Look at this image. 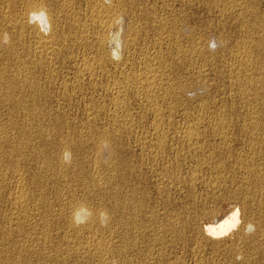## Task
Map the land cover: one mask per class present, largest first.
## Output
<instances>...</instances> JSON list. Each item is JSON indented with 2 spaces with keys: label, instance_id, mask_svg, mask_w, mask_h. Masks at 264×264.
<instances>
[{
  "label": "bare ground",
  "instance_id": "1",
  "mask_svg": "<svg viewBox=\"0 0 264 264\" xmlns=\"http://www.w3.org/2000/svg\"><path fill=\"white\" fill-rule=\"evenodd\" d=\"M144 1H146V0H144ZM149 1V0H148ZM156 1H158L159 2V0H155V3H156ZM161 1V0H160ZM165 1V0H164ZM170 1V0H169ZM169 1H166V2H160L161 3V10L162 11H165V13H169L168 15H172V16H169L170 18L171 17H173V15H176V14H181V13H184V14H188L189 13V11L188 10H192V7L194 6V3H196L195 1H194V3L192 2V0H179L178 2H177V0L176 1H171V2H169ZM200 1H201V3L203 2V0H199L198 2H199V4H200ZM207 1V3H209L208 2V0H206ZM210 1V0H209ZM135 0H0V55H1V57H2V55L4 54V48L6 47V46H10V44L11 43H13V40H14V38H15V40H16V38L17 39H19L18 41H20L21 43L24 41V42H26V44H25V46L23 47V52L21 51L20 53H17L16 54V52H14V47L12 48H10L9 49V51L8 52H11L12 53V56H13V59H14V62H15V64L16 65H14L13 64V66H15V67H13L14 68V70H13V68H11L10 66V69H8V70H10V72H11V70H12V72H11V74L9 73V80L7 81L6 79L4 80L3 78H2V74H3V70H2V68L0 69V100L2 101V102H5V104H7L8 103V101L10 102V101H12V100H15L16 98L15 97H13V96H17V94H18V92L19 93H23V90L25 91L24 93H26V94H28L29 92L30 93H32L31 94V96H34V95H36V94H39L41 91H42V87L40 86V79H38V78H40V77H38L39 75L38 74H40L39 73V71H36V72H38V73H36V72H34L33 71V68L35 67V66H38L37 68H39L40 70L41 69H44V67H49V66H51L52 67V64L54 65V63L55 62H57V60H62L63 59V57H64V54H63V52H64V50H65V48H66V44L69 42V40H70V38H71V43L70 44H74V45H77V46H72L73 48L74 47H78V49H80V47H82L81 49H82V53H83V57L81 56V55H79V57H82L80 60H78L77 58H79V57H77L76 58V60H78L79 62L77 63L78 64V68H77V70H78V73H79V75H78V77H77V82H79L80 80H82L83 81V79H86V80H88L89 81V83L91 84V85H93L92 87V89H94L95 87L96 88H98L99 86H100V88H102L103 89V92H105L106 94H107V96H110V98L112 99V101L110 100V99H108L107 98V96H106V94H105V96H106V98L108 99V100H110L111 102H113V111H112V109L110 110V111H112V113H111V115H110V117H112L111 119H113L114 118V121H116L115 123H114V125H113V129L111 128L110 129V127H111V123H110V125L109 124H107L106 123V125L108 126H110L109 127V129L110 130H113V131H111V132H109V131H104L102 128V130L99 132L98 130H96L97 129V127L95 128V126H94V128H95V130H96V133H97V131H98V133L96 134V140H92V138H91V140H90V142L91 141H95V145H94V143H93V145H94V147H96V149H95V151H93L95 154H96V151L100 154V152L102 153V152H106L107 153V155H108V157L110 158V165H108L109 167V175H106V177L104 178V177H102L101 176V174H100V177H99V181L100 182H102V184H101V186L99 185V184H97L96 182H95V179L93 178V182H92V180L90 179H85V181H90L91 182V185H90V182H88L89 183V185H87V187H86V190L88 191V192H90V193H86V194H90L91 196L92 195H96V192H98L99 190H104V192L102 193V191H100V194H102L104 197H102L101 195V197H102V201H106V200H110L111 202H113V205L111 206V204H110V209L109 210H107L106 208H101V205H100V207L99 208H95V207H92L91 205L92 204H90V203H88V202H86V201H83V200H81L82 198H83V196L85 195H82V198L81 199H77V198H73V200H71V202H69V203H66V204H62V203H60L62 206H63V209H64V211H66V215H64L65 213H64V211L63 212H61V213H63V214H61V215H64V219H65V223L63 224V223H61V224H63V227L65 228V229H67V231L68 232H66V231H64V228H63V230L61 231V232H64L63 234H66V233H70L71 235H70V237L69 238H72V239H85V241H87V246L90 248H88V254H87V256L89 255V259H90V257H91V259H93V260H95L96 261V264H132V262H131V258L129 259L130 260V262L129 261H126V259L125 258H127V256H129L130 257V255H131V253H130V251H129V249H135L136 250V253L137 254H140L142 251H139L140 249H138V248H136L137 246L136 245H138L137 244V236H132V238L129 236V232H131V229L134 227V223H135V227H134V229H133V232L134 233H136V234H142V236H145V233H147L148 235H149V237L150 236H152V234L155 232V231H160V230H162V229H164V230H166V231H168L169 233L171 232V233H176V232H178V230H176V229H178V228H180V227H182L183 225H185V223L182 225V226H180V227H178V228H176L175 229V225H172V224H174V223H176V221H174L175 219L176 220H178L179 218H175V217H179V214H178V216H175L174 215V222L173 223H166V225H165V227H164V224L162 225L164 228H162L161 226H158V227H156V228H159V227H161V228H159L160 230H157L156 228V230L153 228V229H149V228H151V227H153V225L154 226H157V223L159 222V221H157V219H156V216L158 215V213H157V215H156V213H153V212H151L150 210H152V209H149L148 210V206H146L147 208H145L146 209V211L148 210V211H150V212H148V213H150L149 214V216L148 217H146V218H148L147 220H145V218H144V207H145V199L143 200V198H138L139 196V194H137L136 193V191H134L133 190V185H132V183L130 182V183H126V184H131L132 185V190L131 191H129L128 192V189L126 188V186H125V189H127V192H125L124 190V186L122 185H119L118 183H117V180H116V176L118 177V175L117 174H119L120 172H119V170L121 169V170H123L124 172H125V170L126 171H128L129 173H131L132 171L134 172V169L136 168V166L139 164H137L136 162H137V160L134 162V161H132V157H129V158H131V160H129V162L128 161H125V159L121 162L120 161V157L123 155V153H126V151H124V150H126L125 149V147L122 145V141L121 140H119L118 138H117V134L118 133H125V134H123V135H128L129 133H132V129L134 128V127H131L132 125H135V124H139V123H137L136 121L135 122H133L134 120H132V117L134 116V115H130L129 116V114H128V112H129V110H127L128 109V106H127V108H126V100H125V98H128L129 97V94H132L133 95V97L135 96V97H137V98H139L140 100H141V104H142V106L143 107H145L146 109H147V112L148 111H150L151 112V114H152V117H154V119H155V122H153L152 123V126H151V130L149 131V132H147V133H149V135L147 134L146 136L144 135V138H140L139 137V139H138V141H137V144L142 148V152L143 151H147L145 154L146 155H142V156H144L142 159H143V161L144 160H146L147 162H146V164H144L145 166L144 167H146V166H148L149 168H152V170H156L155 172H156V178L157 179H159L161 182H163V185L165 186V184L166 185H169V188L167 187V190L168 189H170V190H172L173 189V187H171L170 188V186L171 185H177V183H178V179H180V178H182V177H180L179 176V174H178V179L174 176V170L172 171V169H170V168H175L174 166L173 167H171L172 166V164H170L171 166H169V163H170V161H171V159L169 158V156H168V154L171 152H169L168 154L166 153L167 151H166V149H167V145H168V138H169V132H168V130H169V126H166V124L165 123H163V122H159L160 121V119H161V116H163V114H164V112H163V114H162V112H161V108H162V102H164L163 104L165 105V101L164 100H166L167 101V96H169V95H171V92H173V91H170V89H172V88H175V87H171V84H169V83H166V81L168 80V76H166V75H168L167 73L165 74V72L167 71H165L164 72V69H161V58H163L162 56H161V58L158 56V54L156 53V52H154V48L153 49H148V48H146V49H144V50H142V49H140V48H142V46L140 47V48H138L139 50H141L140 52H141V56H142V58H141V63L139 62V58L137 59L138 61V63H140L139 65V68H141L140 69V71H138V70H136L135 68V70L133 69V67L132 66H135L136 65V63H132L131 61H133V58H134V56H135V40H136V38H137V35L139 34L138 33V29H137V27H136V25L134 24L135 22H134V20L132 19V18H134L135 16V13H134V11H136L137 10V12L138 11H140L141 10V8L139 9L138 7H140V5L137 7L136 5H135ZM140 2H141V0H140ZM175 2H177L176 4H175ZM204 3V2H203ZM206 3V4H207ZM19 4V7H20V11H18V13H17V10H19L18 9V7H17V5ZM138 4H139V2H138ZM141 4V3H140ZM142 4H144L143 2H142ZM148 4H151V3H148ZM198 4V3H197ZM210 5V8L209 9H207L208 10V13H215V14H217L218 15V17L220 18L219 19V23H218V25H216L217 27H216V30H218L219 28H220V30H221V32H222V35H223V32L224 33H226V35H229L230 33L233 35L234 34V36L236 37V35H237V39L235 38V44H234V47L233 46H231V49H233L232 51H233V53L231 54L230 52H232L231 50H229L230 52H229V58H224L223 60H225L224 62H223V64H224V67H223V65H222V63H221V61H220V65L223 67V70H225L226 72H227V74H228V76H227V78L229 79L228 81H229V84H230V86H228V89H230L231 90V88H232V90L231 91H229V92H232L231 93V95H232V99H230V103L231 102H233V103H235L234 101H231V100H234L233 98L235 97V98H237V100L239 99V100H241V102H242V105H243V108L246 110V112H247V115H248V119L247 120H249V122H245L244 121V123H243V121H242V123H241V125H239V124H237V125H235V124H233V121H232V123L231 122H224L223 121V119L222 118H219V119H217V118H215V119H217V120H219V121H217V122H211L210 120H215L214 118L213 119H210L209 121H210V123H209V133L207 134H204L201 130H202V126L203 125H201V129H200V123H198L197 121L196 122H192L193 121V119L195 118V116H194V118L192 119V121H191V119H190V121H191V123H187V124H183L184 126H183V129H182V132L180 133V136L178 135L177 136V134L176 133H174L172 136H174L175 134H176V139H177V141H175V143L176 142H178V143H176L177 145V148L179 147L178 145H181L182 146V148L183 147H185V151H186V153H179V151H177V152H175V153H177L178 155L179 154H181L182 155V158L181 159H187V160H191V161H193L194 163H195V167L193 166V168L195 169H193L194 170V173L196 172V170L197 171H199L198 170V168L197 167H199V168H201L202 166H205L206 167V169H208L207 171H209V172H211V174H212V177H211V179H209V182H208V180L206 181V184H205V186L203 185V187H205L206 189H208V197L206 198V199H204L205 201H209V202H212V203H216V202H220V201H227V202H231L230 203V210L228 211V212H224V213H220L219 212V210H218V208L216 207V206H213V207H209L208 206V208H205V209H202V206H201V209H202V216L204 215L205 217H203L204 218V222L206 221L207 222V219H208V223H206V224H204V226H203V228H202V233H204V235H205V239L206 240H211L210 242H213V240H219V239H221V238H223V237H225V236H227L228 238H227V240H223L222 242L220 241L219 243L216 241V244L218 243V244H221V247L223 248H225V249H231V251L233 250H235L236 248L235 247H237V246H239V248L238 249H240L241 247H244V246H242V245H248L249 247H251V249L247 246V248H249L248 250H249V252H250V250H252L253 249V251L254 250H258V249H260V247L262 246L261 245V243H263V245H264V242H262V241H264V210L263 209H259V211L258 210H256L255 208H253V206L251 205V198H253L255 195L256 196H260L259 197V199L257 200L258 202L260 201V203H264V0H211V2L209 3ZM212 4V5H211ZM128 5V7H126ZM136 6V8H138V9H136V10H134V7ZM158 5V4H157ZM203 5H205V4H203ZM143 6H147L146 4H144ZM156 6V5H155ZM160 6V5H159ZM177 6H179L180 8H177ZM200 6H202V4H200ZM208 6V7H209ZM127 9H129V10H127ZM152 7V6H151ZM154 7V6H153ZM196 7V6H195ZM144 8V7H143ZM148 8H150V7H146V10L148 11ZM164 10H163V9ZM12 10L13 9V12H15V15L14 16H12V14L10 13V15L8 16L7 15V13H8V11L9 10ZM125 9H126V11H125ZM154 9V8H153ZM159 9V8H158ZM194 9V8H193ZM145 10V9H144ZM188 12H187V11ZM191 10H190V12H191ZM142 11V15H143V10H141ZM147 11H146V13H147ZM151 11V10H150ZM156 11V10H155ZM155 11H153L152 13H151V17L153 16L152 14L153 13H155ZM11 12V11H10ZM128 13H130V17H129V15H128ZM145 13V12H144ZM149 13V12H148ZM147 13V14H148ZM157 13H158V15H159V12L157 11ZM134 14V15H133ZM164 14V13H163ZM186 14V15H187ZM158 15H156V16H158ZM168 15L166 16V14H165V17H161L160 15V17H161V19H159V20H156L155 22H156V24H157V28H158V30H161V31H158V33L159 32H161L162 33V31L163 30H166L167 29V27H169V28H171L170 30H172V33L174 34V38H178L179 36V33L177 32L178 31V28L179 27H177L178 25H177V22H178V24H179V26H180V22L179 21H177V22H175L176 20H172V19H168L169 17H168ZM183 15V14H182ZM182 15H181V17H182ZM196 15V14H195ZM84 16V18H82ZM132 16H134V17H132ZM155 16V15H154ZM153 16V17H154ZM164 16V15H163ZM188 16V15H187ZM208 16V15H207ZM214 16V15H213ZM129 17V18H128ZM138 18L140 17V14H139V16H137ZM159 17V18H160ZM168 17V18H167ZM175 17V16H174ZM179 18H180V16H178ZM183 17H185V16H183ZM189 17V16H188ZM141 18H142V16H141ZM150 18V17H149ZM179 18H176V19H179ZM211 18V17H210ZM216 18V17H215ZM135 19V18H134ZM145 19H146V17H145ZM151 19H153V18H151ZM157 19V18H156ZM190 19V18H189ZM201 19V18H200ZM208 19V18H207ZM140 20V19H139ZM142 20V19H141ZM185 20H186V17H185ZM194 20V19H193ZM182 21H184V20H182ZM195 21V20H194ZM197 21V20H196ZM200 21V20H199ZM206 21V20H205ZM138 23H139V21H137ZM143 22V21H142ZM198 22V21H197ZM196 22V23H197ZM153 23H154V21H153ZM183 23V22H182ZM188 24L190 23V22H187ZM186 23V24H187ZM201 23V22H200ZM215 23V22H214ZM144 25L145 24H147V27H148V23H143ZM185 24V23H184ZM185 24V25H186ZM138 25H140L141 26V24L139 23V24H137V26ZM197 25V24H196ZM203 25H205L204 24V21H203ZM202 25V26H203ZM210 25V24H209ZM212 25V24H211ZM233 25V26H232ZM65 26H67L68 27V29H64L65 28ZM140 26H138V27H140ZM151 27L152 26H154V25H152V23H151V25H150ZM156 26V25H155ZM182 26V25H181ZM188 26V25H187ZM201 26V25H200ZM4 27H6L7 29H9V30H3L4 29ZM142 27V26H141ZM140 27V29H142V28H144V26L141 28ZM189 27V26H188ZM204 27V26H203ZM206 27V28H205ZM204 28V30H203V32L202 33H200L198 36H199V38L200 39H198V37H197V40L194 38V39H192L193 41H190V40H188V41H190V42H188V43H191L192 45H190V47H192V50H193V53L191 54V55H186L187 57H189V56H192L193 54H194V57H195V60H199V59H201V58H207V57H209V60L211 59V57H212V54L210 55L209 54V52L206 50V48L209 46V45H211L212 43H214V42H211V41H208L207 42V38H208V36L209 35H213L214 34V32H217V31H214V29L212 30L210 27H207V26H205ZM150 28V27H149ZM156 28V29H157ZM208 28H210V31L208 30ZM145 29V28H144ZM15 31L16 32V34H17V36L18 37H14V38H12L13 40H12V42H11V39H10V36H9V31ZM147 30H148V28H147ZM169 30V31H170ZM182 30H183V28H182ZM186 30V29H185ZM11 31H10V33H11ZM141 31V30H140ZM152 31H153V28H152ZM184 31V30H183ZM214 31V32H213ZM143 32V31H142ZM147 31H145L144 33H146ZM148 32H150L149 30H148ZM156 32H157V30H156ZM164 32H167V31H164ZM186 32V31H185ZM189 32V31H188ZM190 32H192V31H190ZM199 32V31H198ZM197 32V33H198ZM201 32V31H200ZM221 32H217V33H221ZM13 33V32H12ZM153 33H155V32H153ZM152 33V34H153ZM158 33H157V35H155V36H159L158 35ZM169 33H171V31L169 32ZM183 34H184V32H182ZM204 33V34H203ZM15 34V35H16ZM143 34V33H142ZM147 35H149L150 33H146ZM160 34V33H159ZM172 34V35H173ZM195 34H196V32H195ZM13 35V34H12ZM143 35H145V34H143ZM182 35V34H181ZM191 34H189V37H191L190 36ZM193 35H194V33H193ZM221 35V34H220ZM222 35L221 36H219V38L217 39L216 38V42H217V44L218 43H224L225 42V39H227L229 36H227V38L226 37H222ZM225 35V34H224ZM225 35V36H226ZM152 36V35H151ZM151 36L150 37H148L149 39L151 38ZM170 34L168 35V32H167V36H165V33H163V34H161L160 36H159V38L157 37L155 40H157L158 39V43L160 44V47L163 45V43H167V44H169V42L171 43V41H172V38H170ZM12 37V36H11ZM144 36H142L141 38L142 39H144L143 38ZM154 37V36H153ZM182 37H183V35H182ZM184 37H186V36H184ZM188 37V38H189ZM210 37V36H209ZM216 37H217V35H216ZM139 38V37H138ZM180 38L181 37H179V40H180ZM187 38V37H186ZM233 38V37H232ZM231 38V39H232ZM27 39V40H26ZM141 39V40H142ZM191 39V38H190ZM207 39V40H206ZM228 39H230V38H228ZM151 40V39H150ZM179 40H176V41H179ZM233 41H234V39H232ZM136 41H138V39L136 40ZM146 41H147V39H146ZM184 40H182L181 39V41L180 42H183ZM229 41V40H228ZM231 41V40H230ZM229 41V42H230ZM233 41H231V42H233ZM17 42V41H16ZM23 42V43H24ZM144 42V41H143ZM142 42V43H143ZM173 42V41H172ZM187 42H185V44L187 43ZM230 42V43H231ZM22 43V44H23ZM137 43H139V42H137ZM147 43V42H146ZM150 43H152L153 44V41H151ZM155 43H157V41H155L154 42V44ZM157 43V44H158ZM178 43V42H177ZM176 43V44H177ZM9 44V45H8ZM20 44V43H19ZM22 44H21V46H22ZM70 44H69V46H70ZM158 44V45H159ZM166 44V45H167ZM148 45V44H147ZM146 45V46H147ZM150 45V44H149ZM157 45V46H158ZM165 45V46H166ZM170 45V44H169ZM181 44H179V46H180ZM188 45V44H187ZM68 46V47H69ZM154 46V45H153ZM164 46V45H163ZM163 46H162V48H163ZM185 46V45H184ZM230 46V45H229ZM151 47V46H150ZM149 47V48H150ZM159 47V46H158ZM181 47H183V46H181ZM180 47V48H181ZM187 48H188V46H186ZM186 47L184 48L185 50H186ZM233 47V48H232ZM16 48V47H15ZM69 48H71V47H69ZM152 48V47H151ZM173 48H174V46H173ZM173 48H172V51H174L173 50ZM17 49V48H16ZM21 49V48H20ZM19 49V50H20ZM67 49V48H66ZM72 49V48H71ZM71 49H70V51H71ZM81 49H80V53H81ZM167 49V48H166ZM177 49V50H176ZM175 50L176 51H178V49L179 48H176ZM183 48H181L179 51H180V53H178L179 54V63L182 61H184V59L186 58V56L184 57V55L185 54H187L188 52H186L184 49V51L182 50ZM7 50V49H6ZM18 50V49H17ZM73 50V49H72ZM75 50V49H74ZM73 50V51H74ZM157 50V49H156ZM161 49L159 48V51H160ZM169 50V49H168ZM188 50H189V48H188ZM192 50L190 51V53L192 52ZM206 50V51H205ZM227 50V49H226ZM67 51H68V49H67ZM73 51H72V53H73ZM76 51V50H75ZM74 51V52H75ZM78 51V50H77ZM158 51V50H157ZM163 51V50H162ZM165 52H166V50H164ZM175 51V52H176ZM225 51V50H224ZM7 52V51H6ZM66 52V51H65ZM79 52V51H78ZM186 52V53H185ZM77 53V52H76ZM76 53H75V55H72L73 57L74 56H76ZM160 55H161V51L160 52H158ZM183 53H185V54H183ZM189 53V54H190ZM228 53V52H227ZM9 54V53H8ZM67 54V53H66ZM77 54H79V53H77ZM169 54H170V52H169ZM183 54V55H182ZM5 55V54H4ZM137 55H139V52H138V54ZM173 55V54H172ZM222 55H225L224 54V52H222ZM228 55V54H227ZM11 56V57H12ZM67 56V55H66ZM71 56V55H70ZM140 56V55H139ZM174 56H176V53L174 54ZM174 56H173V59H174ZM6 57V56H5ZM4 57V58H5ZM8 57V56H7ZM138 57V56H137ZM168 58H169V56H167ZM219 57V56H218ZM217 57V58H218ZM222 57H224V56H222ZM226 57V56H225ZM176 58V57H175ZM220 59H221V57H219ZM1 59H3V58H1ZM9 59V58H8ZM11 59V58H10ZM164 59L166 60V58L164 57ZM169 59H171V58H169ZM168 59V60H169ZM193 60H194V58H192ZM5 60V59H4ZM64 60V59H63ZM72 60V59H71ZM165 60H163V61H165ZM192 60V61H193ZM212 60H213V57H212ZM215 60H217L216 58H215ZM222 60V59H221ZM10 61V60H9ZM11 61H12V59H11ZM72 61H75V60H72ZM136 61V60H135ZM134 61V62H135ZM176 61V60H175ZM191 61V60H190ZM190 61H189V63L188 64H190ZM191 61V62H192ZM204 60H202V63H205V61H207V60H205L204 62H203ZM2 62V61H1ZM0 62V63H1ZM7 62V61H6ZM6 62L4 63V64H6ZM63 62H65V61H63ZM62 62V63H63ZM68 61L66 60V63H67ZM71 62V61H70ZM166 62H168V61H166ZM171 62V61H170ZM200 62H201V60H200ZM213 62V61H212ZM211 62V63H212ZM217 62V61H216ZM3 63V62H2ZM2 63L0 64V66L2 65ZM9 63V62H8ZM11 63V62H10ZM58 63V62H57ZM61 63V62H60ZM59 63V64H60ZM131 63V64H130ZM137 63V64H138ZM172 63H173V61H172ZM175 63V62H174ZM173 63V64H174ZM178 63V64H179ZM184 63V62H183ZM194 63V62H193ZM192 63V64H193ZM196 64L195 65H193V66H196L197 65V62H195ZM199 63V62H198ZM201 63V67H202V64ZM209 63V62H208ZM207 63V64H208ZM211 63H210V65H211ZM68 64V63H67ZM67 64H65L64 63V65L66 66ZM73 65L75 64L74 62L72 63ZM76 64V65H77ZM134 64V65H133ZM168 64H169V62H168ZM167 64V65H168ZM178 64H177V68H176V72L178 71H180V69L182 68L181 67V65H179L178 66ZM182 64V63H181ZM185 64V63H184ZM192 64H190V66L192 65ZM206 64V63H205ZM206 64V65H207ZM213 64V63H212ZM216 64V63H215ZM7 65V64H6ZM10 65V64H9ZM60 65H62V64H60ZM163 65V64H162ZM166 65V64H165ZM166 65V66H167ZM170 65V67H171V64H169ZM183 65V64H182ZM220 65H217V67L219 66L220 68L219 69H222L221 68V66ZM3 66V65H2ZM64 66V67H65ZM69 66H70V64H69ZM68 66V67H69ZM164 66V65H163ZM175 66V65H174ZM173 66V67H174ZM184 66V65H183ZM189 66V65H188ZM199 66V67H200ZM205 66V65H204ZM203 66V67H204ZM4 67V66H3ZM54 67H55V65H54ZM53 67V68H54ZM61 67V66H60ZM73 67V66H72ZM75 67H73V69L75 68ZM185 67H186V64H185ZM197 67V66H196ZM195 67V68H196ZM37 68L35 67V69L37 70ZM56 68V67H55ZM54 68V69H55ZM191 68H192V66H191ZM198 68V67H197ZM196 68V69H197ZM209 68V67H208ZM210 68H211V66H210ZM209 68V69H210ZM213 68V67H212ZM215 68V67H214ZM213 68V69H214ZM225 68V69H224ZM5 69H6V67H5ZM4 69V70H5ZM46 69V68H45ZM48 69H50V67L48 68ZM47 69V70H48ZM52 69V68H51ZM51 69H50V71H51ZM57 69V68H56ZM183 69V68H182ZM186 69V68H185ZM200 69V68H199ZM195 70L199 75H203V77H204V74H209L210 72L208 71V69L206 70L207 72L206 73H203V70L201 71V69L200 70ZM206 69V68H205ZM213 69H210V70H213ZM7 70V71H8ZM59 70V69H58ZM76 70V69H75ZM77 70H76V73H77ZM163 70V71H162ZM188 71H189V69H187ZM192 69H190V71H191ZM6 71V70H5ZM6 71V72H7ZM49 71V72H50ZM60 71V70H59ZM72 71V70H71ZM71 71H69V73L71 72ZM174 71V70H173ZM224 71V72H225ZM45 72H47V71H45ZM49 72L48 73H46V74H49ZM52 72V71H51ZM67 72V71H66ZM167 72H171V71H167ZM175 72V73H176ZM191 72H194V71H191ZM212 73L214 72V71H211ZM217 72V70H215V73ZM222 71H220V73H221ZM223 72V73H224ZM5 73V72H4ZM8 73V72H7ZM54 73V72H53ZM55 73H56V75L58 74V72H56V70H55ZM54 73V74H55ZM60 73V72H59ZM73 73V72H72ZM174 73V72H173ZM174 73V74H175ZM218 73V72H217ZM217 73L215 74V75H217ZM54 74H52L53 76H54ZM64 74V73H63ZM71 74V73H70ZM171 74H172V72H171ZM188 74V73H187ZM50 75V74H49ZM49 75H47V76H49ZM74 75V74H73ZM173 75V74H172ZM192 75H194V74H192ZM211 75V74H210ZM210 75H209V77H210ZM212 75H214V74H212ZM211 75V76H212ZM224 75V74H223ZM226 75V74H225ZM46 76V75H45ZM44 76V77H45ZM57 76H59V74L57 75ZM69 76V75H68ZM72 76V75H71ZM178 76V75H177ZM176 76V77H177ZM180 76V75H179ZM185 76V75H184ZM196 76V75H195ZM222 76V75H221ZM56 77V76H55ZM55 77H53V78H55ZM66 77V76H65ZM65 77H63V78H65ZM73 77V76H72ZM75 77V76H74ZM193 77V76H192ZM199 77V76H198ZM202 77V78H203ZM218 77V81H217V79H216V84L218 85V82L221 80H219V77H220V74H219V76H217ZM46 78V77H45ZM50 77H48V79H49ZM52 78V77H51ZM50 78V79H51ZM174 78H175V76H174ZM173 78V79H174ZM181 78V77H180ZM186 78H187V76H186ZM185 78V79H186ZM191 78V77H190ZM205 78H208L207 77V75L205 76ZM214 78V77H213ZM222 78V77H221ZM226 78V79H227ZM42 79V78H41ZM48 79L46 80V81H48ZM49 79V80H50ZM171 79H172V77H171ZM172 79V80H173ZM182 79V78H181ZM184 79V78H183ZM182 79V81H184ZM194 79V78H193ZM200 79V77L197 79V80H199ZM212 79V78H211ZM223 79H224V77H223ZM222 79V80H223ZM64 80H66V79H64ZM68 80V79H67ZM66 80V81H67ZM170 80V79H169ZM175 80V79H174ZM177 80V79H176ZM203 80V79H202ZM206 79H204V81H205ZM208 80V79H207ZM225 80V79H224ZM224 80L222 81V82H224ZM44 81V80H43ZM53 81V80H52ZM56 81H58V80H56ZM63 81V80H62ZM69 81V80H68ZM67 81V82H68ZM73 81H75L76 82V80H73ZM72 81V82H73ZM82 81H80L79 83H80V85H81V82ZM189 81V80H188ZM187 81V82H188ZM196 81V80H195ZM200 81V80H199ZM198 81V82H199ZM203 81V82H204ZM210 81V80H209ZM212 81V80H211ZM226 81V80H225ZM66 82V83H67ZM71 82V81H70ZM87 82V81H86ZM169 82V81H168ZM171 82H173V81H170V83ZM176 82V81H175ZM178 82V81H177ZM180 82V81H179ZM185 82V81H184ZM184 82L182 83L183 85H180L179 86V83H178V86L177 85H175V86H177L176 88V91L174 92V93H176L177 92V90H178V92L181 94V96H182V92H183V94L186 92V91H188V90H191L193 87V84H192V86L191 85H189V86H191V89H190V87H189V89H188V87L186 88L185 87V85H184ZM201 82V81H200ZM203 82H202V84H203ZM206 82V81H205ZM45 83V82H44ZM49 83V82H48ZM60 83H62V82H60ZM59 83V84H60ZM65 83V84H66ZM195 83V82H194ZM226 83H227V81H226ZM43 84V83H42ZM50 84V83H49ZM56 84V83H55ZM57 84H58V82H57ZM62 84H64V81H63V83ZM70 84H72L71 86H73L74 87V85H73V83H70ZM90 84H86V85H84V86H86L87 87V85H90ZM200 84V83H199ZM206 84H207V82H206ZM215 84V83H214ZM215 84V85H216ZM48 85V84H47ZM52 85H53V83H52ZM61 85V84H60ZM67 85H68V83H67ZM173 85V84H172ZM205 85V84H204ZM222 84H220V86H221ZM224 85H226L225 83H224ZM224 85L222 86V87H224ZM57 86V85H56ZM75 86H77V85H75ZM78 86H79V84H78ZM83 86V87H84ZM198 86V85H197ZM201 85H199V87H200ZM219 86V87H220ZM44 87V86H43ZM53 87V86H52ZM60 87V86H59ZM58 87V88H59ZM91 87V86H90ZM90 87L88 88V89H90ZM204 87H206V86H204ZM217 87V86H216ZM215 86L212 88V89H214V88H216ZM231 87V88H230ZM61 88V87H60ZM65 87H62V89H64ZM67 88V87H66ZM66 88H65V90H66ZM80 88V87H79ZM81 88H82V85H81ZM85 88V87H84ZM211 88V87H210ZM62 89H60V90H62ZM73 89V88H72ZM74 89H76L75 87H74ZM73 89V90H74ZM92 89H90V90H92ZM194 89H196V88H194ZM193 89V90H194ZM217 89V88H216ZM219 89V88H218ZM217 89V90H218ZM46 90V89H45ZM49 90V89H48ZM57 91H59V89H56ZM71 90V89H70ZM69 90V91H70ZM77 90V89H76ZM79 91H80V89H78ZM172 90H174V89H172ZM199 90V89H198ZM200 90H202V87H201V89ZM220 90V89H219ZM219 90L217 91V92H219ZM51 91V90H50ZM72 91V90H71ZM71 91L69 92V93H71ZM86 91H89V90H86ZM95 93H96V91L95 90H93ZM101 91V90H100ZM192 91V90H191ZM212 91H214V90H212ZM223 91V90H222ZM61 92V91H60ZM66 91H64L63 92V90H62V93H65ZM76 92V91H75ZM80 92H82V91H80ZM83 92H85V91H83ZM82 92V93H83ZM102 92V91H101ZM221 92V91H220ZM225 92V91H224ZM52 93H54V92H51V94ZM57 93H59V92H57ZM56 93V94H57ZM72 93H73V91H72ZM86 93V92H85ZM95 93H93V94H95ZM100 93V92H99ZM214 93V92H213ZM213 93H211V94H213ZM216 93V92H215ZM214 93V94H215ZM26 94H25V96H26ZM41 94V93H40ZM60 95H63V94H61V93H59ZM68 94V93H67ZM89 94H92V93H89ZM96 94H98V92L96 93ZM173 94V93H172ZM179 94V95H180ZM186 94H188L187 92H186ZM194 94H195V90H194ZM207 94V93H206ZM218 94V93H217ZM224 94V93H223ZM222 94V95H223ZM230 94V93H229ZM43 95H44V92H43ZM69 95V94H68ZM80 95H82L81 93H80ZM102 95H104V94H101V96L100 97H102ZM174 95V94H173ZM177 95V94H176ZM216 95V94H215ZM230 95V96H231ZM31 96H28V97H31ZM54 96V95H53ZM65 96H67V95H65ZM97 96V95H96ZM95 96V97H96ZM104 96V97H105ZM127 96V97H126ZM131 96V95H130ZM180 96V97H181ZM199 97H201L200 95H198ZM197 96V97H198ZM202 96H203V94H202ZM19 97V96H18ZM58 97V96H57ZM74 97V96H73ZM103 97V98H104ZM171 97H173L172 95H171ZM174 97H176V96H174ZM177 97H179V96H177ZM184 97V96H183ZM182 97V98H183ZM192 97V96H191ZM207 97H209V98H213V97H211V96H207ZM219 97V96H218ZM222 97V96H221ZM20 98V97H19ZM34 99H35V97H33ZM33 98H29L30 99V101L29 102H31L32 101V99ZM40 98V97H39ZM45 98H46V95H45ZM54 98V97H53ZM87 98V97H86ZM132 97H130V100L129 101H131L132 99H131ZM136 98V99H137ZM165 98H167V99H165ZM169 98H170V96H169ZM186 98V97H185ZM229 97H227V99H228ZM28 99V98H27ZM27 99L25 100V101H27ZM38 99V98H37ZM41 99V98H40ZM43 99V98H42ZM57 99V98H56ZM90 99H92V97L90 98ZM94 99V98H93ZM92 99V100H93ZM129 99V98H128ZM128 99H127V102H128ZM172 99V98H171ZM170 99V100H171ZM174 99V98H173ZM180 99V98H179ZM179 99H177V100H179ZM187 99V98H186ZM185 99V100H186ZM190 99V98H189ZM192 99V98H191ZM198 99V98H197ZM202 99V98H201ZM204 99V98H203ZM226 99V100H227ZM23 100H24V97L22 98V95H21V102H22V106H23ZM92 100H91V102H92ZM97 100V99H96ZM99 100V99H98ZM104 100H105V98H104ZM177 100H175L176 101V103H178L177 102ZM185 100H182V101H185ZM209 101V99H206V101ZM224 100V99H223ZM229 100V99H228ZM236 100V101H237ZM41 101V100H40ZM77 101V100H76ZM88 101V100H87ZM132 101H134V100H132ZM172 101V100H171ZM181 101V102H182ZM191 101V100H190ZM190 101H186V102H190ZM193 101V100H192ZM191 101V103L192 104H194L193 102ZM199 101V100H198ZM13 102V101H12ZM12 102H11V104H12ZM15 102H17L16 100H15ZM19 102V103H18ZM17 102V104H18V106L21 104V102L20 101H18ZM49 102V101H48ZM89 102V101H88ZM95 102H97V101H95ZM98 102H100V103H102L100 100L98 101ZM136 102V101H135ZM137 102H139V101H137ZM174 101H172V103H173ZM204 102V101H203ZM202 101L200 102H198V103H203ZM216 102V101H215ZM224 102V101H223ZM227 102V101H226ZM37 103H39V102H37ZM41 103V102H40ZM58 103V102H57ZM56 103V104H57ZM93 103H94V101H93ZM129 103H131V102H128V104ZM140 103V102H139ZM172 103H171V105H172ZM205 103V102H204ZM209 103V102H208ZM207 102H206V104L205 105H209ZM210 103H214V101L212 102V101H210ZM227 103H229V101L227 102ZM229 103V104H230ZM236 103H239L240 104V102H236ZM2 104V103H1ZM15 104V103H14ZM33 104V105H32ZM32 104H30V106L32 105L33 106V108H34V101H33V103ZM43 104H45L44 102H43ZM86 104V103H85ZM91 104L92 103H90V104H88L89 106H87V104H86V107L87 108H89V107H92L91 106ZM95 104V103H94ZM98 104V103H97ZM96 104V105H97ZM132 104H133V102H132ZM138 104V103H137ZM140 104V105H141ZM179 104V103H178ZM182 104H185V102H183V103H181V105ZM197 104V103H196ZM26 105H27V103H26ZM42 105V104H41ZM96 105H93V106H96ZM103 105V104H102ZM102 105H100V106H102ZM111 105V104H110ZM136 104H133V106H135ZM162 105V106H161ZM171 105H165V106H170L171 107ZM176 105V104H175ZM174 104H173V106H175ZM180 105V106H181ZM186 105H188L187 103H186ZM234 105V104H233ZM241 105V104H240ZM7 106V105H6ZM11 106V105H10ZM29 106V107H30ZM32 106H31V109H32ZM43 106V105H42ZM99 105H98V107H97V109L100 107ZM104 106V105H103ZM142 106H140L141 108H142ZM177 106V105H176ZM176 106H175V109H177L176 108ZM192 106V105H191ZM211 106H213V104L211 105ZM217 106V105H216ZM235 106V105H234ZM234 106H233V108H234ZM24 107V106H23ZM26 107H28V106H26ZM36 107V106H35ZM164 107V106H163ZM189 107V106H188ZM193 107V106H192ZM191 107V108H192ZM198 107H200V106H198ZM214 107H215V105H214ZM214 107H213V109H214ZM220 107H222V106H220ZM219 107V108H220ZM230 107H232V104L230 105ZM236 107V106H235ZM239 108L241 107V106H238ZM0 108H1V106H0ZM11 108V107H10ZM40 108V107H39ZM41 108H43V107H41ZM95 108V107H94ZM94 108H91V109H94ZM101 108V107H100ZM132 108H135V107H132ZM178 108H181V107H178ZM187 108V107H186ZM197 108V107H196ZM208 108H209V106H208ZM229 108V107H228ZM238 108V109H239ZM242 108V107H241ZM5 109V108H4ZM7 109V108H6ZM17 109V108H16ZM23 109H25V108H23ZM22 109V110H23ZM29 109V108H28ZM38 109V108H37ZM47 109V108H46ZM51 109V108H50ZM96 109V110H97ZM102 109H104V108H102ZM101 109V110H102ZM129 109H131V108H129ZM167 109V107L165 108V110ZM171 109V108H170ZM174 109V108H173ZM172 109V110H173ZM198 109V108H197ZM200 109V108H199ZM211 109H212V107H211ZM217 109V108H216ZM215 109V110H216ZM221 109V108H220ZM220 109H219V111H220ZM222 109H223V107H222ZM226 109V108H225ZM225 109H224V111H225ZM8 110V109H7ZM26 110H27V108H26ZM32 110H34V109H32ZM83 110V109H82ZM100 110V111H101ZM105 110H107L106 108H105ZM139 110V109H138ZM180 110H182V109H180ZM185 110V109H184ZM193 110V109H192ZM201 110V109H200ZM203 110V109H202ZM208 110V109H207ZM215 110H214V112H215ZM227 110V109H226ZM229 110H231L230 108H229ZM242 110V109H241ZM240 110V111H241ZM17 111V110H16ZM15 111V112H16ZM18 111H19V109H18ZM35 111V110H34ZM47 111V110H46ZM91 111V110H90ZM108 111V110H107ZM109 111V112H110ZM131 111V110H130ZM146 111V110H145ZM163 111V110H162ZM171 111V110H170ZM179 111V110H178ZM186 111H188L187 109H186ZM189 111H190V109H189ZM189 111H188V113H189ZM194 111V110H193ZM204 111V110H203ZM234 111V110H233ZM236 111V110H235ZM234 111V112H235ZM3 112V111H2ZM21 112H25L24 110L23 111H21ZM21 112H18V113H21ZM89 112V111H88ZM132 112V111H131ZM130 112V113H131ZM140 112H141V110H140ZM147 112L145 113V115L147 114ZM166 112V111H165ZM167 112H169V110L167 111ZM185 112V111H184ZM182 113V111H181V113L183 114V115H185V113ZM192 112V111H191ZM190 112V114H192ZM195 112V111H194ZM206 112V111H205ZM208 112V111H207ZM233 112V113H234ZM236 112H238V110L236 111ZM244 112V111H243ZM7 113V112H6ZM11 112H9V114H10ZM22 113V114H23ZM27 113V112H26ZM34 113V112H33ZM41 113V112H40ZM46 113V112H45ZM52 113V112H51ZM95 113V112H94ZM133 113V112H132ZM170 113V112H169ZM168 113V114H169ZM171 113H172V111H171ZM175 113H177V111L175 110ZM200 113H202L203 114V112H200ZM210 113V112H209ZM216 113V112H215ZM222 113V112H221ZM226 113V112H225ZM232 113V112H231ZM8 114V113H7ZM25 114V113H24ZM31 114H32V112H31ZM30 114V115H31ZM37 114H39V113H37ZM50 114V113H49ZM101 114H102V112H101ZM107 114V115H108ZM162 114V115H161ZM178 114V113H177ZM180 114V113H179ZM206 113H204V115H205ZM212 114V113H211ZM224 114V113H223ZM3 115V114H2ZM16 115V114H15ZM19 115V114H18ZM25 115H27V114H25ZM36 115V113L35 114H33V116H30V120H31V117L33 118L34 116ZM91 115V114H90ZM148 115V114H147ZM147 115H146V117H147ZM182 115V116H183ZM186 115L188 116V114L186 113ZM193 115V114H192ZM213 115H214V113L212 114V117H213ZM216 115V114H215ZM224 115H226V114H224ZM10 116V115H9ZM8 116V117H9ZM20 116V115H19ZM27 116H29V115H27ZM54 116V115H53ZM52 116V117H53ZM77 116V115H76ZM106 116V115H105ZM132 116V117H131ZM170 116V115H169ZM190 116V115H189ZM233 116V115H232ZM232 116H231V118L230 119H232L233 120V118H232ZM236 116H238V115H236ZM2 117V116H1ZM0 117V118H1ZM3 117H5V115H3ZM12 117H13V115H12ZM23 117H25V116H23ZM96 117V116H95ZM109 117V118H110ZM138 117V116H137ZM143 117V116H142ZM164 117H166V114H165V116ZM168 117V116H167ZM184 117V116H183ZM186 117V116H185ZM191 117V116H190ZM207 117V116H206ZM211 117V116H210ZM6 118V117H5ZM4 118V119H5ZM14 118H15V116H14ZM13 118V119H14ZM17 118H20V117H17ZM27 118H29V117H27ZM37 118V117H36ZM42 118H43V116H42ZM47 118V117H46ZM134 118V117H133ZM201 118H203V117H201ZM205 118V117H204ZM4 119H0V121L1 120H4ZM22 119H24V118H22ZM34 119V118H33ZM45 119V118H44ZM135 119V118H134ZM145 119V118H144ZM153 119V120H154ZM163 119L164 118H162V120L161 121H163ZM206 119V118H205ZM204 119V120H205ZM236 119V118H235ZM237 119H239V117L237 118ZM18 120V119H17ZM37 120V119H36ZM36 120H35V122H34V120H33V123H36ZM40 120H43V119H40ZM87 120H89V119H87ZM141 120H143L142 118H141ZM187 120V119H186ZM185 120V121H186ZM195 120V119H194ZM21 121V120H20ZM53 121H54V119H53ZM57 121V120H56ZM112 121V120H111ZM188 121V120H187ZM201 121V120H200ZM207 121V120H206ZM216 121V120H215ZM228 121V120H227ZM7 122H8V120H7ZM22 122H24V123H27L28 122V120L27 121H22ZM39 122V121H38ZM41 122V121H40ZM50 122V121H49ZM237 122H241V121H237ZM45 123V122H44ZM46 123H47V121H46ZM45 123V124H46ZM65 123V122H64ZM67 123V122H66ZM74 123V122H73ZM132 123H135V124H132ZM141 123V122H140ZM151 123V122H150ZM176 123V122H175ZM174 123V124H175ZM15 124V123H14ZM27 124H29V125H31V123H27ZM55 124H56V122H55ZM69 124V122L67 123V125ZM142 124V123H141ZM140 124V125H141ZM149 124V123H148ZM165 124V125H164ZM169 124H170V122H169ZM178 124V123H177ZM3 125H5V124H3ZM16 125H17V123H16ZM21 125V124H20ZM23 125V124H22ZM21 125V126H22ZM25 125V124H24ZM33 125V124H32ZM38 125H39V123H38ZM38 125L36 126V128L38 127ZM48 125H49V123H48ZM57 125H58V122H57ZM67 125H65L66 126V128H67ZM88 125H91V123L90 124H88ZM146 125H147V123H146ZM208 125V124H207ZM207 125H205V126H207ZM27 125H25V127H26ZM60 126V125H59ZM69 126H71V125H69ZM98 126V125H97ZM136 126V125H135ZM145 126V125H144ZM144 126L142 125V126H140V127H142L143 129H144ZM182 126V125H181ZM181 126H179V127H181ZM2 127H4V126H2ZM7 127H9V126H7ZM15 127V126H14ZM42 127V126H41ZM62 127H63V125H62ZM61 127V128H62ZM72 127V126H71ZM84 127H87V126H84ZM89 127V126H88ZM102 127H104L103 125H102ZM136 127H139V126H136ZM174 127V126H173ZM204 127V126H203ZM10 128V127H9ZM12 128V127H11ZM11 128H10V130H11ZM22 128V127H21ZM24 128V127H23ZM48 128V127H47ZM47 128H45V130L47 129ZM53 128V127H52ZM80 128H81V126H80ZM83 128V127H82ZM91 128V127H90ZM104 128H106V127H104ZM182 128V127H181ZM207 128V127H206ZM74 129H75V126H74ZM87 129V128H86ZM148 129V128H147ZM150 129V128H149ZM205 129V128H204ZM0 130H1V128H0ZM82 130V129H81ZM80 130V131H81ZM85 129H83L82 131H84ZM88 130V129H87ZM106 130H107V128H106ZM134 130V129H133ZM139 130V129H138ZM145 130V129H144ZM3 131V130H2ZM7 131V130H6ZM16 131V130H15ZM31 131H36V130H32L31 129ZM44 131V130H43ZM43 131H41V132H43ZM47 131V130H46ZM78 131V130H77ZM136 131H137V128H136ZM140 131V130H139ZM139 131H137V133L139 132ZM141 131H143V130H141ZM145 131H147V130H145ZM145 131H143V132H145ZM10 132H14L13 130H11ZM70 132V131H69ZM85 132H86V130H85ZM92 132V131H91ZM207 132V131H206ZM0 133H2V132H0ZM22 133V132H21ZM31 133V132H30ZM30 133H29V135H30ZM68 133V132H67ZM73 133V132H72ZM77 133V132H76ZM79 133V132H78ZM95 133V132H94ZM93 133V134H94ZM137 133H135L134 134V132H133V134L134 135H136ZM171 133V132H170ZM3 134V133H2ZM11 134V133H10ZM16 134H18V133H16ZM15 134V135H16ZM33 134V133H32ZM31 134V135H32ZM49 133L47 132V134L46 135H48ZM69 134V133H68ZM81 134V133H80ZM79 134V135H80ZM85 133H83V135H84ZM88 134V133H87ZM87 134H85V135H87ZM145 134H146V132H145ZM4 135V134H3ZM5 135H7V134H5ZM20 134H18V136H19ZM21 135H23V134H21ZM30 135V136H31ZM35 135V134H34ZM37 135V134H36ZM35 135V136H36ZM44 135V134H43ZM51 136H52V133L50 134ZM50 135H48V136H50ZM65 135V134H64ZM72 135V134H71ZM78 135V136H79ZM119 135V134H118ZM142 134H140V136H141ZM12 136H14V135H12ZM17 136V135H16ZM39 136V135H38ZM41 136V135H40ZM39 136V137H40ZM90 136H93V135H90ZM10 137V136H9ZM54 137V136H53ZM75 137V136H74ZM82 136H80V138L79 139H81V140H78V141H81V143H84V142H82V138H81ZM85 137V136H84ZM119 137V136H118ZM128 137V136H127ZM131 137V136H130ZM130 137H128V138H130ZM143 137V136H142ZM171 137V136H170ZM175 137H174V139H175ZM3 138V137H2ZM16 138V137H15ZM29 138V137H28ZM50 139H51V137H49ZM64 138V137H63ZM87 139H88V137H86ZM85 138V139H86ZM133 138H135V136H133ZM132 138V139H133ZM137 138V137H136ZM135 138V139H136ZM1 139V138H0ZM25 139V138H24ZM42 139H43V137H42ZM46 139V138H45ZM52 139H54V138H52ZM60 139V138H59ZM75 139V138H74ZM121 139V138H120ZM131 139V138H130ZM132 139L130 140V141H132ZM4 140V139H3ZM3 140H1L2 142H3ZM10 140V139H9ZM13 140V139H12ZM21 140H23L22 138H21ZM26 140H28L27 138H26ZM47 140H49V139H47ZM76 140V139H75ZM129 140V139H128ZM11 141V140H10ZM59 141V140H58ZM69 141V140H68ZM77 141V140H76ZM83 141H84V139H83ZM130 141H128L129 143H132V142H130ZM174 141V140H173ZM4 142H6V141H4ZM8 142V141H7ZM13 142H14V140H13ZM23 142V141H22ZM26 142V141H25ZM29 142V141H28ZM28 142H26V143H28ZM30 142H31V140H30ZM36 142V141H35ZM47 142V141H46ZM52 142V141H51ZM71 142V141H70ZM86 142V141H85ZM124 142H126V141H124ZM127 142V143H128ZM134 143H135V141H133ZM171 142H172V139H171ZM170 142V143H171ZM11 143V142H10ZM18 143V142H17ZM26 143H24V144H26ZM33 143V142H32ZM31 143V144H32ZM44 143V142H43ZM42 143V144H43ZM54 143V142H53ZM71 143H73L75 146H76V144L72 141ZM87 143V142H86ZM89 143V142H88ZM126 143V144H127ZM174 143V142H173ZM12 144V143H11ZM21 144V143H20ZM58 144V143H57ZM85 144V143H84ZM125 144V145H126ZM240 145V149L238 150V151H241L242 152V155H239L238 153H237V151L235 150L236 149V145ZM0 145H1V143H0ZM3 145V144H2ZM5 145V144H4ZM10 145V144H9ZM29 145V144H28ZM40 145V144H39ZM46 145H48V144H46ZM55 145V144H54ZM70 143L68 144H65L64 142H63V145H62V149H60L59 151L57 150V153H56V155H54L55 156V159L57 160L56 162L58 163V165H61V166H59L60 168H58V169H60L59 170V173L61 174L62 173V177L64 178V176H66V172H67V170H65V169H67V165L65 166V169L63 168V165L64 164H66V161L68 162V160L70 159V157L72 156V153H71V148H70ZM86 145H88V144H86ZM135 145V144H134ZM171 145V144H170ZM169 145V146H170ZM173 145V144H172ZM175 145V144H174ZM14 146H15V144H14ZM18 146V145H17ZM16 146V147H17ZM22 146V145H21ZM25 146V145H24ZM23 146V147H24ZM50 146V148H51V146L52 145H49ZM57 146V145H56ZM60 146V145H59ZM78 146V145H77ZM81 147H82V145H80ZM137 146V145H136ZM138 146V147H139ZM168 146V147H169ZM175 146V147H176ZM4 147V146H3ZM12 147V146H11ZM20 146H18L17 148H19ZM42 147V146H41ZM81 147H79V149L81 148ZM127 148H128V146H126ZM132 146L130 145V148H131ZM134 147V146H133ZM171 147V146H170ZM235 147V151H236V153L235 154H238L239 155V157H235L234 155L233 156H231L230 154H234L232 151H234L233 150V148ZM50 148L48 149V150H50ZM174 148V147H173ZM172 147H171V150L173 149ZM180 148V147H179ZM182 148L180 149V150H182ZM12 149V148H11ZM27 149V148H26ZM77 150V153H76V155H79L81 152H80V150ZM83 149V148H82ZM91 149V148H90ZM129 149V148H128ZM133 149V148H132ZM138 149V150H139ZM174 149H176V148H174ZM24 150V149H23ZM32 150V149H31ZM34 150V149H33ZM41 148H40V153H41ZM44 150V149H43ZM45 150H47V149H45ZM134 150H136V149H134ZM139 150V151H140ZM169 150V149H168ZM177 150V149H176ZM183 150H184V148H183ZM182 150V151H183ZM216 150H223V151H225V153H227L228 154V157H227V159L226 158H224L225 160H221V156H220V159L217 157V152H216ZM2 151H3V148H2ZM5 151V150H4ZM18 150H16V152H17ZM21 150H19V152H20ZM26 151V150H25ZM29 151V150H28ZM50 151H55L56 152V150H50ZM90 151V150H89ZM138 151V152H139ZM175 150H173L172 151V153L174 152ZM218 151V152H219ZM7 152V151H6ZM6 152H4V153H6ZM9 152V151H8ZM11 152H13L12 150H11ZM15 152V153H16ZM23 152V151H22ZM30 152V151H29ZM34 152V151H33ZM84 152V151H83ZM92 152V153H93ZM133 152V151H132ZM184 152V151H183ZM240 152V153H241ZM35 153V152H34ZM52 152H50L49 154H51ZM73 153H74V150H73ZM85 153V152H84ZM86 153H87V150H86ZM135 153V152H134ZM140 153V152H139ZM175 153H173L174 154V156L176 155ZM225 153H223V155L225 154ZM3 154V153H2ZM12 154V153H11ZM14 154V153H13ZM28 154V153H27ZM45 154H47V152L45 153ZM82 154V153H81ZM95 154H94V156H95ZM127 154V153H126ZM128 154H129V150H128ZM127 154V155H128ZM130 154H131V152H130ZM141 154V153H140ZM144 154V153H143ZM219 154V153H218ZM220 154H222L221 153V151H220ZM227 154H225L224 156L226 157V155ZM18 155H20V154H18ZM23 155V154H22ZM48 155V154H47ZM46 155V156H47ZM136 155V154H135ZM171 155V154H170ZM177 155V156H178ZM4 156V155H3ZM9 156V155H8ZM21 156V155H20ZM36 156V155H35ZM38 156H39V154H38ZM83 156H85V155H83ZM133 156V155H132ZM139 156V155H138ZM137 156V157H138ZM173 156V157H174ZM1 157V156H0ZM7 157V156H6ZM10 157V156H9ZM18 157V156H17ZM23 157V156H22ZM21 157V158H22ZM51 157H52V155H51ZM73 158H74V154H73V156H72ZM98 157L100 158L101 157V155H98ZM98 157H94V158H97L98 159ZM122 157H124V156H122ZM136 157V158H137ZM172 157V158H173ZM179 158H180V156H178ZM223 157V156H222ZM233 157V158H232ZM235 157V158H234ZM3 158V157H2ZM1 158V159H2ZM25 158V157H24ZM36 158H38V157H36ZM50 158V157H49ZM48 158V159H49ZM87 158H88V156H87ZM87 158H86V160H87ZM91 158V157H90ZM93 158V157H92ZM126 158V157H125ZM134 158V157H133ZM174 158H176V156L174 157ZM229 158V159H228ZM0 159V160H1ZM13 159V158H12ZM16 159V158H15ZM26 159H27V157H26ZM30 159V158H29ZM43 159V158H42ZM46 159V158H45ZM44 159V160H45ZM53 158H51L50 159V161H52L53 162V160H52ZM78 159V158H77ZM101 159V158H100ZM99 159V160H100ZM108 159V158H107ZM127 159V158H126ZM137 159H139V157L137 158ZM180 159V160H181ZM232 159H234V160H232ZM9 160H10V158H9ZM17 160V159H16ZM18 160H21L20 158L18 159ZM17 160V161H18ZM35 160V159H34ZM71 160V159H70ZM69 160V162H71ZM73 160V159H72ZM75 160V159H74ZM94 159H92V161H93ZM128 160V159H127ZM135 160V159H134ZM139 160H141V159H139ZM4 161V160H3ZM16 161V162H17ZM26 161V160H25ZM25 161H23V162H25ZM29 161V160H28ZM42 161V160H41ZM46 161H47V159H46ZM78 161V160H77ZM89 161V160H88ZM98 161V160H97ZM96 161V162H97ZM101 161V160H100ZM190 161V162H191ZM2 162V161H1ZM12 162H15L14 160L12 161ZM27 162V161H26ZM55 162V161H54ZM55 162V163H56ZM95 162V161H94ZM101 162H103V161H101ZM140 162V161H139ZM185 162V161H184ZM184 162H182V164H184ZM187 162V161H186ZM17 163H19V161L17 162ZM16 163V164H17ZM38 163V162H37ZM54 163V164H55ZM56 163V164H57ZM79 163V162H78ZM98 163H100V162H97V165H96V170H97V172L99 171V170H101V168L99 169L98 167L102 164H99V166H98ZM109 163V162H108ZM188 163V162H187ZM2 164V163H1ZM12 164V163H11ZM10 164V165H11ZM15 164V163H14ZM24 165H26L25 163H23ZM30 164H32V163H30ZM47 164V163H46ZM50 164V163H49ZM49 164L47 165V167H51V164H50V166H49ZM53 164V163H52ZM70 164V163H69ZM72 164V163H71ZM76 164V163H75ZM75 164H73V165H75ZM84 165H85V163H83ZM137 164V165H136ZM140 164H142V161L140 162ZM139 164V165H140ZM186 164V163H185ZM5 165V164H4ZM6 165H7V167L6 168H8V163H6ZM5 165V166H6ZM20 165L22 166V164L20 163ZM23 165V166H24ZM36 165V164H35ZM91 165V164H90ZM103 165V164H102ZM104 165H105V163H104ZM103 165V166H104ZM177 165V164H176ZM186 165H189V163L188 164H186ZM16 166V165H15ZM22 166V168H24ZM27 166V165H26ZM29 166V165H28ZM38 166V165H37ZM40 166H42V163L40 164ZM39 166V167H40ZM72 166V165H71ZM82 166V165H81ZM88 166H89V164H88ZM141 166V165H140ZM139 166V167H140ZM178 166V165H177ZM181 166H182V168H184L185 169V167H183V165H179L178 167H180L181 168ZM190 166H192L191 165V163H190ZM189 166V167H190ZM1 167V166H0ZM12 167V165L9 167V168H11ZM33 167V166H32ZM42 167H44V166H42ZM41 167V168H42ZM70 167V166H69ZM68 167V168H69ZM73 167V166H72ZM101 167V166H100ZM135 167V168H134ZM138 167V166H137ZM138 167V168H139ZM188 167V166H187ZM2 168V167H1ZM4 168V167H3ZM19 168V167H18ZM27 168V167H26ZM26 168H24V170L26 169ZM35 168H37V167H35ZM40 168V169H41ZM45 168V167H44ZM44 168H42L43 170H44ZM52 168H54L53 166H52ZM65 170V171H63V169ZM77 168H79V167H77ZM86 168V167H85ZM99 170H98V169ZM107 168V169H108ZM137 168V169H138ZM159 168H160V170H159ZM203 168V167H202ZM16 169V168H15ZM21 169V168H20ZM57 169V170H58ZM70 169H72V168H70ZM83 169V168H82ZM88 169V168H87ZM90 169V168H89ZM103 169H106V168H104L103 167ZM106 169V170H107ZM139 169H142L141 167L139 168ZM144 169V168H143ZM142 169V170H143ZM176 169V168H175ZM178 169V168H177ZM176 169V170H177ZM187 169H190V168H187ZM204 169V168H203ZM11 170V169H10ZM13 170V169H12ZM48 170V169H47ZM53 170H55V169H53ZM93 170V169H92ZM141 170V171H142ZM145 170H147V168L145 169ZM148 170H151V169H148ZM183 170V169H182ZM191 170V169H190ZM3 171V170H2ZM2 171H0V173L2 172ZM7 171V170H6ZM8 171H9V169H8ZM28 171H30V170H28ZM42 171V170H41ZM49 171V170H48ZM69 171V170H68ZM85 171V170H84ZM88 171V170H87ZM101 171H103V170H101ZM101 171H100V173H101ZM135 171H138V170H136L135 169ZM161 171V172H160ZM180 171H181V169H180ZM206 171V170H205ZM10 172V171H9ZM14 172H15V170H14ZM17 172V171H16ZM38 172H40V171H38ZM44 172V171H43ZM53 172H55V171H52L51 173H53ZM58 172V171H57ZM71 172H72V170H71ZM81 172V171H80ZM93 172H95L94 170H93ZM105 172V171H104ZM165 174H164V173ZM187 172V171H186ZM191 172V171H190ZM193 172V171H192ZM191 172V173H192ZM203 172V171H202ZM4 173V172H3ZM10 173H12V172H10ZM27 173H29V172H27ZM45 173V172H44ZM47 173V172H46ZM49 173V172H48ZM47 173V174H48ZM68 173V172H67ZM78 173H79V171H78ZM103 173V172H102ZM135 173V172H134ZM140 173H142V172H140V170H139V173L138 174H140ZM153 173V172H152ZM184 173L185 172H183L182 173V171H181V174H183L184 175ZM188 173H189V171H188ZM190 173V174H191ZM199 173H201V171L199 172ZM204 173V172H203ZM203 173H201V174H203ZM2 174V173H1ZM8 174V173H7ZM15 174H17V173H15ZM38 174V173H37ZM41 174V173H40ZM54 174V173H53ZM72 174V173H71ZM75 174V173H74ZM74 174H73V176H74ZM80 174V173H79ZM85 174H87L86 172H85ZM93 174V173H92ZM92 174H90V175H92ZM105 174V173H104ZM103 174V175H104ZM124 174H126V173H123V175ZM146 173H144V175H145ZM150 174H151V172H150ZM186 174V173H185ZM196 174H197V172H196ZM195 174V175H196ZM206 174V173H205ZM204 174V175H205ZM208 174V173H207ZM6 175V174H5ZM14 175V174H13ZM21 174H19V176H20ZM23 175V174H22ZM21 175V176H22ZM28 175V174H27ZM45 175V174H44ZM70 175V174H69ZM95 175V174H94ZM142 175V174H141ZM144 175H143V177H144ZM154 175H155V173H154ZM153 175V176H154ZM194 175V176H195ZM11 176V175H10ZM17 176V175H16ZM15 176V177H16ZM18 176V177H19ZM24 176V180L23 181H25V175H23ZM22 176V177H23ZM45 176H47V175H45ZM61 176V175H60ZM68 176V175H67ZM86 176V175H85ZM129 176H132L131 174L130 175H128V177ZM182 176V175H181ZM190 176V175H189ZM191 176H193V174L191 175ZM190 176V177H191ZM206 176V175H205ZM211 176V175H210ZM6 177V176H5ZM14 177V176H13ZM29 177V176H28ZM42 177H44L43 175H42ZM59 177V176H58ZM69 177H71V176H68V178ZM76 177H78L77 179L79 180V177L81 178V174H80V176L78 175V176H76ZM91 178L93 177V176H90ZM97 177V178H98ZM120 177V176H119ZM126 177H127V174H126ZM126 177H124V178H126ZM127 177V178H128ZM135 177H137V176H135ZM139 177V176H138ZM141 177V176H140ZM139 177V178H140ZM152 177V176H151ZM150 177V178H151ZM7 178V177H6ZM29 178H32V177H29ZM67 178V177H66ZM85 177H83V179H84ZM88 178H89V176H88ZM95 178H96V176H95ZM144 178H146V176L144 177ZM144 178H142V179H144ZM187 178V177H186ZM192 179H193V177H191ZM196 178V177H195ZM207 178V177H206ZM3 178H1L0 180H2ZM20 179H21V177L19 178V183H20ZM48 179V178H47ZM56 179H57V176H56ZM55 179V180H56ZM62 179V178H61ZM77 179H75V177H74V181H76ZM120 179V178H119ZM133 179V178H132ZM141 179V178H140ZM157 179H155V180H157ZM189 179V180H188ZM187 180L188 181H190V178H188ZM191 179V181L190 182H194V180L195 179H193L192 180ZM197 179V178H196ZM4 180V179H3ZM7 180V179H6ZM27 180V179H26ZM31 180V179H30ZM46 180V179H45ZM45 180H44V182H45ZM121 180V179H120ZM126 179H124V181H125ZM130 180V179H129ZM133 180H136V178L135 179H133ZM132 180V181H133ZM145 180L146 179H144L143 180V184H145ZM149 180V179H148ZM181 180V179H180ZM183 180V179H182ZM187 180H185L186 182H188ZM47 181V180H46ZM50 181V180H49ZM62 181H64V180H62ZM74 181H71L70 180V183L71 182H74ZM83 182H85L84 180H82ZM159 181V182H160ZM185 181L183 180V183L185 184ZM199 181V180H198ZM4 182V181H3ZM6 182V181H5ZM14 183H15V181H13ZM28 182V181H27ZM40 182V181H39ZM64 182H66V184H67V179L64 181ZM121 182V181H120ZM123 182V181H122ZM128 182V181H127ZM138 182V181H137ZM137 182L135 183V182H133V183H135V184H137ZM146 182H147V180H146ZM158 182V181H157ZM193 182H192V184H193ZM195 182L197 183V180H195ZM208 182V183H207ZM18 183V184H19ZM23 183V182H22ZM37 183V182H36ZM41 183V182H40ZM49 183L50 182H48V185H49ZM51 183H52V181H51ZM54 183V182H53ZM69 183V182H68ZM75 183V182H74ZM124 183V182H123ZM140 183V182H139ZM138 183V184H139ZM153 183H155V182H153ZM181 184L178 186V189L180 190V186L182 185V182H180ZM195 183V184H196ZM5 184V183H4ZM27 184H29V183H27ZM26 184V185H27ZM62 184V183H61ZM65 184V183H64ZM76 184V183H75ZM74 184V185H75ZM79 184H80V182H79ZM79 184H77L78 186H79ZM141 184V183H140ZM136 185V186H142V185ZM151 184V183H150ZM157 184V183H156ZM179 184V183H178ZM6 185V184H5ZM15 185V184H14ZM25 185V184H24ZM37 185V184H36ZM39 185V184H38ZM57 185H60V183L59 184H57ZM63 185V184H62ZM70 185V184H69ZM68 184H67V186H69ZM72 185H73V183H72ZM77 185H75V187L77 186ZM85 185H86V182H85ZM103 185V186H102ZM130 185V186H131ZM146 185V184H145ZM148 186H149V184H147ZM159 185H161V184H159ZM163 185H161V187L163 186ZM187 185V184H186ZM191 185V184H190ZM197 185V184H196ZM4 186V185H3ZM16 186V185H15ZM22 186H23V184H22ZM40 186V185H39ZM44 186H46V185H44ZM64 187H65V185H63ZM148 186H146V187H148ZM150 186H152V185H150ZM156 185H154V187H155ZM195 186V185H194ZM198 186V185H197ZM27 187V186H26ZM41 187V186H40ZM43 187V186H42ZM41 187V188H42ZM51 187V186H50ZM99 187V188H98ZM102 187V188H101ZM107 187H108V190H107ZM109 187H111V189L109 188ZM113 187V188H112ZM122 187V188H121ZM153 187V186H152ZM156 187H158V184H157V186ZM161 187H159V188H161ZM176 187V186H175ZM190 187H192V186H190ZM199 187H200V183H199ZM4 188V187H3ZM21 188V187H20ZM25 188V187H24ZM67 188V187H66ZM69 188H70V186H69ZM79 188V187H78ZM81 188H83V187H81ZM129 188V187H128ZM135 188H137V187H135ZM142 188V187H141ZM140 188V189H141ZM193 188H195L194 190H196V187H193ZM200 188H202V187H200ZM5 189V188H4ZM32 189V188H31ZM35 189V188H34ZM56 189V188H55ZM54 189V191L56 192V190ZM57 189H58V187H57ZM73 189H75V188H73ZM77 189V188H76ZM75 189V190H76ZM80 189V188H79ZM78 189V190H79ZM93 189H94V192H93ZM109 189H110V191H109ZM138 189V188H137ZM152 189V188H151ZM162 190L163 189H165V187L164 188H161ZM175 189H177V188H175ZM177 189V191H179ZM183 189V188H182ZM181 189V190H182ZM185 189V191L187 190L186 188H184ZM189 189V188H188ZM14 190V189H13ZM59 190V189H58ZM57 190V191H58ZM61 190H63V189H61ZM66 189L64 188V191H65ZM68 190V189H67ZM169 190V191H170ZM189 190H192V189H189ZM203 190V189H202ZM205 190V189H204ZM27 191V190H26ZM23 188L20 190V192H18L16 195H14V198H13V205H14V208H15V206L16 207H18V208H23L24 209V207L25 206H27L28 204L30 205V203L31 202H34L32 199H27L28 197H27V195H28V193L26 192ZM32 191H34V190H31V193H32ZM69 191V190H68ZM67 191V193H69ZM139 191V190H138ZM137 191V192H138ZM141 191V190H140ZM145 191V190H144ZM152 191V190H151ZM150 191V192H151ZM154 191H155V189H154ZM159 191V190H158ZM164 191H166V190H164ZM176 191V190H175ZM207 191V190H206ZM3 192V191H2ZM15 192H16V189H15ZM37 192V191H36ZM39 192V191H38ZM37 192V193H38ZM43 192H45V191H43ZM42 192V193H43ZM51 192V191H50ZM59 192V191H58ZM58 192H57V196L60 194L61 195V193H59L58 194ZM62 192V191H61ZM80 192V191H79ZM172 192V191H171ZM170 192V193H171ZM14 193V192H13ZM37 193H34V194H37ZM63 193V192H62ZM65 193V192H64ZM71 193V192H70ZM74 193V192H73ZM77 193V192H76ZM141 193V192H140ZM146 193H147V191H146ZM145 193V194H146ZM161 193V192H160ZM164 193V192H163ZM167 194H168V192H166ZM8 194H10V192L8 193ZM33 194V193H32ZM39 194V193H38ZM80 194V193H79ZM83 194V193H82ZM143 194V193H142ZM154 194V193H153ZM157 194V193H156ZM155 194V195H156ZM42 195V194H41ZM44 195V194H43ZM46 195V194H45ZM44 195V196H45ZM147 195V194H146ZM145 195V196H146ZM151 195V194H150ZM158 195V194H157ZM169 195V194H168ZM254 195V196H253ZM12 196H13V194H12ZM16 196V197H15ZM29 196V195H28ZM31 196V195H30ZM33 196V195H32ZM53 196H54V194H53ZM70 196V195H69ZM90 196V197H91ZM97 196V195H96ZM138 196V197H137ZM142 196V195H141ZM158 196H160V194L158 195ZM166 196V195H165ZM253 196V197H252ZM256 196H255V198H256ZM11 197V196H10ZM37 197H39V196H37ZM36 197V198H37ZM42 197V196H41ZM40 197V199L39 200H37L36 198H33V199H35V202L33 203V204H36L37 202H36V200L39 202L41 199V201H43V199L44 198H41ZM100 197V198H101ZM188 197V196H187ZM201 197V196H200ZM199 197V198H200ZM12 198V197H11ZM48 198V197H47ZM55 198H56V196H55ZM58 198V197H57ZM91 198H93V197H91ZM99 198V197H98ZM96 199V200H100V198L99 199ZM148 198H149V196H148ZM163 198H165V197H163ZM167 198V197H166ZM189 198H191V196L189 197ZM193 198V197H192ZM254 198V199H255ZM8 199V198H7ZM6 199V200H7ZM10 199V198H9ZM8 199V200H9ZM45 199H46V197H45ZM62 199V198H61ZM66 199V198H65ZM64 199V200H65ZM86 199V198H85ZM94 199H95V197H94ZM157 199V198H156ZM161 199V198H160ZM159 198H158V200H160ZM198 199V198H197ZM8 200H7V202H8ZM30 200H32V201H30ZM48 200V199H47ZM58 200V199H57ZM59 200H60V198H59ZM58 200V201H59ZM68 200H70L69 198H68ZM87 200V199H86ZM96 200H94V201H96ZM148 200V199H147ZM166 200H168V198L166 199ZM170 200V199H169ZM190 201L192 200V199H189ZM200 200H202V199H200ZM40 201V202H41ZM63 201V200H62ZM89 201V200H88ZM150 201V200H149ZM149 201H147L148 202V204L150 203ZM153 201V200H152ZM157 201V200H156ZM156 201H153V202H155L156 203ZM193 201H195V200H193ZM207 201V202H208ZM256 201V200H255ZM255 201H254V203H255ZM257 201H256V203H257ZM45 202H46V200H45ZM47 202H50V200H48ZM89 202H93V200L92 201H89ZM97 202V201H96ZM95 202V203H96ZM99 202V201H98ZM161 202H162V200H161ZM160 202V203H161ZM192 202V201H191ZM196 202V201H195ZM206 202V203H207ZM208 202V203H209ZM57 203V202H56ZM58 203V204H59ZM94 203V204H95ZM101 203V202H100ZM107 203H108V201H107ZM174 203V202H173ZM193 203V202H192ZM253 203V204H254ZM260 203H258L259 205H261ZM3 204V203H2ZM11 204V203H10ZM38 204V203H37ZM42 204V203H41ZM48 204H50V203H47L46 205H48ZM52 204H54L55 205V203H51V206H52ZM102 204H104V203H102ZM151 204V203H150ZM153 204V203H152ZM157 204V203H156ZM158 204H159V202H158ZM170 204H172V203H169V206H170ZM175 204V203H174ZM173 204V205H174ZM189 204H190V202H189ZM12 205V206H13ZM28 205V206H29ZM40 205V204H39ZM38 205V206H39ZM43 206H44V204H42ZM46 205H45V207H46ZM60 205V206H61ZM165 205V204H164ZM187 205V204H186ZM191 205V204H190ZM193 205H194V203H193ZM196 205H198L197 203H196ZM195 205V206H196ZM199 205H201V203L199 204ZM204 205V204H203ZM209 205V204H208ZM255 205V204H254ZM258 205V206H259ZM3 206V205H2ZM33 206V205H32ZM31 206V207H32ZM51 206H49L48 205V207H50L51 208ZM62 206H61V209H62ZM95 206V205H94ZM99 206V205H98ZM104 206H105V204H104ZM150 206H152V205H150ZM158 206V205H157ZM161 206V205H160ZM194 206V207H195ZM207 206V205H206ZM262 206V205H261ZM260 206V207H261ZM103 207V206H102ZM107 207V206H106ZM155 207V206H154ZM162 207H164V206H162ZM161 207V208H162ZM173 207V206H172ZM192 207V206H191ZM257 207V206H256ZM12 208V207H11ZM18 208H17V210H18ZM27 208H29V207H27ZM42 208V207H41ZM158 208V207H157ZM164 208H167V209H164V210H169L168 209V207H167V205L164 207ZM170 208V207H169ZM185 208H187V207H185ZM196 208V207H195ZM199 208V207H198ZM262 208H264V204H263V207ZM56 209V208H55ZM163 209V208H162ZM161 209V210H162ZM171 209V208H170ZM193 209V208H192ZM191 209V210H192ZM197 209V208H196ZM2 210V209H1ZM9 210V209H8ZM12 210H14V211H16L15 209H13L12 208ZM19 210H21V213H22V209H19ZM25 210V209H24ZM32 210H33V208H32ZM39 209H37L36 210V213H38L37 211H38ZM53 210V209H52ZM57 210V209H56ZM161 210H159V212H161ZM173 210H174V208H173ZM188 210V209H187ZM186 210V211H187ZM190 210V209H189ZM190 210V211H191ZM195 210V209H194ZM198 210H200V209H198ZM47 211H48V209H47ZM50 211V210H49ZM180 211H181V209H180ZM185 211V212H186ZM19 212V211H18ZM25 212V211H24ZM26 212H28V210L26 209ZM30 212H31V209H30ZM51 212V211H50ZM54 212V210L50 213V215L52 214ZM156 212V211H155ZM158 212V211H157ZM170 211H168V213H169ZM176 212H179L177 209H176ZM184 212V213H185ZM188 212V211H187ZM13 213H15V212H13ZM41 212H39V214H40ZM60 213V212H59ZM148 213H146V215H148ZM175 213V212H174ZM174 213H172V214H174ZM181 213V212H180ZM183 212H182V215L184 214ZM191 213H193V212H191ZM194 213H195V211H194ZM24 214V213H23ZM31 214V215H30ZM29 215H30V219H31V217H33L34 215V212H32V213H30ZM38 214V215H39ZM45 214V213H44ZM47 215H48V213H46ZM55 214V213H54ZM53 214V215H54ZM57 214V213H56ZM144 214V215H143ZM176 214V213H175ZM187 214V213H186ZM189 214V213H188ZM198 214V213H197ZM200 214V213H199ZM6 216H7V213L5 214ZM9 215V214H8ZM11 215H12V213H11ZM14 215V214H13ZM16 215V214H15ZM26 215H27V213H26ZM43 215V214H42ZM42 215H40L39 217H41ZM131 216L132 217V219H130L131 221H127L126 219H125V217L126 216ZM167 215V214H166ZM170 215V214H169ZM22 216V215H21ZM20 216V217H21ZM55 216V215H54ZM60 216V215H59ZM126 217V218H129V217ZM143 216V217H142ZM162 216V215H161ZM173 216V215H172ZM188 216V215H187ZM195 218H199V220H202V216L201 215H199V216H201V217H199L198 215L196 216V213H195ZM13 217V216H12ZM11 217V218H12ZM26 217H28V216H26ZM37 218H38V216H36ZM49 217V216H48ZM61 217V216H60ZM60 217H57V215H56V218H55V220L57 219V218H60ZM130 217V218H131ZM160 217V216H159ZM163 217H166V216H163ZM181 217V216H180ZM192 217H193V215H192ZM207 217V219L205 220V218ZM7 218V217H6ZM5 218V219H6ZM15 218V217H14ZM17 218L19 219V216H17ZM17 218H15V220L17 219ZM23 218V219H22ZM21 219L22 220H24L25 221V215L22 217ZM42 218H44V215H43V217ZM50 218H53L52 217V215L50 216ZM161 219H162V217H160ZM182 218V217H181ZM194 218V217H193ZM193 218L191 219L192 221H193ZM201 218V219H200ZM29 219V218H28ZM30 219L28 220V221H30ZM33 219H36V218H33ZM38 219H41V218H38ZM37 219V220H38ZM155 219H156V225H155ZM160 219V220H161ZM164 219V218H163ZM171 219V218H170ZM173 219V218H172ZM7 220H8V218H7ZM6 220V221H7ZM9 220H11V219H9ZM8 220V222H11V221H13V219L11 220V221H9ZM14 220V221H15ZM42 221H43V219H41ZM45 220V219H44ZM47 220V219H46ZM45 220V221H46ZM52 220V219H51ZM54 220V219H53ZM59 219H57V221H58ZM60 220H62V219H60ZM59 220V221H60ZM165 220H166V218H165ZM188 220V219H187ZM186 220V221H187ZM198 220V221H199ZM17 221V220H16ZM26 221H27V219H26ZM25 221V222H26ZM32 221H34V220H32ZM45 221L43 222V223H45ZM56 221V222H57ZM163 221V220H162ZM161 221V222H162ZM168 221V220H167ZM171 221V220H170ZM183 221V220H182ZM181 221V222H182ZM185 221V220H184ZM189 221V220H188ZM196 221V220H195ZM203 221V220H202ZM17 222H20V221H17ZM37 222V221H36ZM39 222V221H38ZM48 222V221H47ZM45 223L46 225L49 223ZM55 222V221H54ZM60 222H64L63 220L62 221H60ZM60 222L58 223V224H60ZM172 222V221H171ZM179 222V220L177 221V223ZM203 222V223H204ZM13 223V222H12ZM21 223V222H20ZM51 223V222H50ZM106 223H111V225L113 224L114 225V227H112L111 225H108V226H110V227H107L106 229H103L102 227L104 226L105 227V225H106ZM160 223V222H159ZM183 223V222H182ZM188 223V222H187ZM186 223V225H188ZM17 224V223H16ZM19 224V223H18ZM22 224L24 225V223H23V221H22ZM55 224H57V223H55ZM54 224V225H55ZM132 224H133V226H132ZM180 224V223H179ZM178 224V225H179ZM196 224H198V223H196ZM195 224V225H196ZM200 224V223H199ZM37 225V224H36ZM49 225V224H48ZM103 225V226H102ZM160 225H161V223H160ZM177 225V226H178ZM19 226V225H18ZM17 226V227H18ZM52 226H53V224H52ZM62 226V225H61ZM61 226H58V228L56 227V229H58L59 230V228L61 227ZM102 226V227H101ZM116 226H120V231L119 232H117L118 230L116 229ZM130 226H132V227H130ZM39 227H41V226H39ZM50 227V226H49ZM189 227V226H188ZM199 228L201 227V226H198ZM198 227H195V228H198ZM38 228V227H37ZM42 228H46V227H43L42 226ZM118 228V227H117ZM187 228V227H186ZM192 228V227H191ZM39 229V228H38ZM43 229V230H44ZM50 229V228H49ZM48 229V230H49ZM54 229H55V227H54ZM54 229H52V231L54 230ZM182 229V228H181ZM40 230H41V228H40ZM43 230H41V231H43ZM115 230V231H114ZM117 230V231H116ZM135 230V231H134ZM180 230V229H179ZM196 230V229H195ZM254 230V234L252 233V231ZM50 231V230H49ZM51 231V232H52ZM56 231V230H55ZM54 231V232H55ZM60 231V230H59ZM148 231H151V232H149L148 233ZM152 231H154V232H152ZM163 231V230H162ZM161 231V232H162ZM183 232H184V230H182ZM186 231H188V228L186 229ZM193 231V230H192ZM198 231H199V229H198ZM45 232H46V230H45ZM44 232V233H45ZM54 232H52V233H54ZM57 232V231H56ZM66 232V233H65ZM156 232V233H157ZM161 232H160V234H161ZM180 232H181V230H180ZM250 232L252 233V235L250 234ZM52 233H48V235L49 234H52ZM134 233H133V235H134ZM150 233H152L151 235H150ZM164 233V232H163ZM192 233V232H191ZM197 233V232H196ZM199 233V232H198ZM46 234V233H45ZM54 234H56V233H54ZM83 234H84V236H83ZM144 234V235H143ZM159 234V235H160ZM180 233H178V235H179ZM194 234H195V232H194ZM67 235V234H66ZM148 235H147V238H148ZM154 235H156V234H154ZM156 236L157 238L158 237H160V236ZM170 235V234H169ZM174 235V234H173ZM181 235H182V232H181ZM191 235H193V234H191ZM200 235V234H199ZM250 235V236H249ZM45 236H47V235H45ZM53 235H51V237H52ZM55 236V235H54ZM53 236V237H54ZM63 236V235H62ZM62 236H61V238H62ZM65 236V235H64ZM63 236V237H64ZM68 236V235H67ZM81 236H83V237H81ZM141 236V235H140ZM165 236V235H164ZM196 236V235H195ZM194 236V237H195ZM51 237H49L48 236V239H50ZM56 237H58V236H56ZM60 237V236H59ZM162 237H163V235H162ZM174 237V236H173ZM172 237V234H171V236H170V239L171 238H173ZM182 238H185L183 235L181 236ZM189 237V236H188ZM197 237V236H196ZM199 238H200V236H198ZM203 237V236H202ZM45 238V237H44ZM65 238V237H64ZM68 238V239H69ZM137 240H136V239ZM139 238V237H138ZM141 238V237H140ZM145 238V237H144ZM146 238V239H147ZM152 238H155V237H152ZM192 238V237H191ZM190 238V239H191ZM204 238H202V239H198V240H201V241H203V239ZM54 239V240H53ZM51 241H52V243L55 241V237L53 238ZM57 239V238H56ZM66 239V241H67V238H65ZM65 239H63L62 238V240H65ZM142 239H143V237H142ZM141 239V240H142ZM164 239V238H163ZM162 239V240H163ZM166 239V238H165ZM176 239V238H175ZM178 239V238H177ZM176 239V241H178ZM180 239V238H179ZM185 239H187V238H185ZM196 239V238H195ZM7 240V239H6ZM5 240V241H6ZM10 240V239H9ZM9 240L8 241H6V242H8L9 244H10V242H9ZM45 240H47V238L45 239ZM59 240V239H58ZM58 240H56V242L58 241ZM61 240V239H60ZM59 240V241H60ZM61 240V241H62ZM69 240H71V239H69ZM80 240L79 241H77V242H80ZM135 240H136V242H135ZM144 240V239H143ZM150 240H151V237H150ZM183 240V239H182ZM189 240V239H188ZM13 241V240H12ZM44 241V240H43ZM65 241V242H66ZM76 241V240H75ZM82 241V240H81ZM138 241H140V240H138ZM152 241V240H151ZM159 241H161V239H159ZM184 242H185V240H183ZM195 241H197V239L195 240ZM205 241V240H204ZM20 242V241H19ZM47 242H48V240H47ZM56 242L55 243H53V245L55 244L56 245ZM63 242V241H62ZM68 242V241H67ZM76 242V243H77ZM165 242L166 241H164V244H161V246L162 245H164V247H167V246H165V245H167V244H169V243H167V244H165ZM178 242H180V241H178ZM189 242V241H188ZM188 242H186V243H188ZM206 242V241H205ZM12 243V242H11ZM15 243V242H14ZM17 243V242H16ZM50 243L51 242H49V245H50ZM59 243V242H58ZM64 243V242H63ZM74 243V242H73ZM107 243L108 244H110V247L107 245ZM111 243H112V245H111ZM147 243H149V241L148 242H146L145 244H147ZM153 243H155V242H152V244ZM174 243V242H173ZM181 243V242H180ZM197 243H199V242H197ZM196 243V244H197ZM201 243V242H200ZM20 244V243H19ZM22 244V243H21ZM43 244H46L45 242H43ZM60 244V243H59ZM66 244V243H65ZM70 244V243H69ZM75 244V243H74ZM73 244V245H74ZM78 244V243H77ZM79 244H81V243H79ZM78 244V245H79ZM140 244H142V243H140ZM151 244V245H152ZM176 244V243H175ZM189 244V243H188ZM202 244V243H201ZM213 244V243H212ZM215 244V245H216ZM218 244H217V246H215V247H218ZM11 245V244H10ZM15 245V244H14ZM18 245V244H17ZM17 245H16V247L15 248H18L17 247ZM48 245V244H47ZM53 245H51V246H53ZM55 245H54V247H55ZM63 245V244H62ZM72 245V246H73ZM86 245V244H85ZM85 245L83 244V246H84V248H85ZM148 245V244H147ZM150 245V246H151ZM155 245H156V243H155ZM160 245V244H159ZM170 245V244H169ZM168 245V246H169ZM180 245H182V243L180 244ZM186 245V244H185ZM241 245V246H240ZM5 246V245H4ZM21 246V245H20ZM19 246V247H20ZM57 246V245H56ZM58 246H61V245H58ZM66 246H68V245H66ZM70 247H71V245H69ZM75 246V245H74ZM73 246V247H74ZM77 246V245H76ZM79 246H81V245H79ZM112 246H113V248H112ZM139 246V245H138ZM141 246V245H140ZM150 246H148L149 248H150ZM189 246V245H188ZM187 246V247H188ZM199 246H201L200 244H199ZM199 246H197L198 248H199ZM12 247V246H11ZM22 247H23V245H22ZM32 247V246H31ZM49 247V246H48ZM47 247V248H48ZM62 247V246H61ZM63 247H64V245H63ZM78 247V246H77ZM77 247H76V249H77ZM145 247H146V245H145ZM145 247H144V249H145ZM170 247H173V246H170ZM183 247H184V245H183ZM186 247V248H187ZM191 247V246H190ZM196 247V248H197ZM264 247V246H263ZM262 247V248H263ZM10 248V247H9ZM21 248V247H20ZM25 248V251H27L29 248L28 247H24ZM26 248H28L27 250H26ZM45 248V247H44ZM53 248V247H52ZM51 248V249H52ZM56 248L57 247H55V250H56ZM69 248V247H68ZM79 248V247H78ZM82 248V247H81ZM140 248V247H139ZM143 248V247H142ZM155 248V247H154ZM153 248V249H154ZM162 248V247H161ZM177 248V247H176ZM175 248V249H176ZM197 248V250H199ZM222 248H220V253L219 254H221L222 255V252H224L225 250H224V248H223V251H221V249ZM235 248V249H234ZM244 248H246V247H244ZM246 248V249H247ZM261 248V249H262ZM11 249V248H10ZM9 249V250H10ZM58 249H60V247L58 248ZM70 249V248H69ZM69 249H67V250H69ZM75 249V248H74ZM76 249H75V251H76ZM150 249H152V247L150 248ZM157 249V248H156ZM160 249V248H159ZM169 249V248H168ZM167 249V250H168ZM172 249V248H171ZM181 249V248H180ZM218 249V248H217ZM245 249V252L247 253L248 252V250H246ZM12 250H15L14 248L12 249ZM37 250V249H36ZM48 250V249H47ZM47 250H44L45 252H47ZM49 250H50V248H49ZM52 250H54V248L52 249ZM65 250V249H64ZM80 251H82L81 249H79ZM163 250H165V248L163 249ZM174 250V249H173ZM184 250H185V248H184ZM201 250V249H200ZM242 250V249H241ZM263 250H264V248H263ZM24 251V250H23ZM24 251V252H25ZM38 251V250H37ZM41 251V250H40ZM43 251V250H42ZM41 251V254L44 252H42ZM58 251H60V250H58ZM69 251H71V249L69 250ZM132 251V250H131ZM150 251V250H149ZM148 251V252H149ZM152 251V250H151ZM150 251V252H151ZM154 251V250H153ZM156 251V250H155ZM160 251V250H159ZM162 251V250H161ZM172 251V250H171ZM171 251H170V253H171ZM196 251V250H195ZM217 251V250H216ZM227 251V250H226ZM232 251V252H233ZM238 252V250H235V252ZM19 251L17 250V253H18ZM27 252H29V251H27ZM54 252V251H53ZM52 252V253H53ZM56 252V251H55ZM65 252V251H64ZM145 252V251H144ZM197 252V251H196ZM229 252V251H228ZM248 252V253H249ZM257 252H259V251H257ZM17 253H15V254H17ZM23 252L22 251H20V255L22 254ZM63 253V252H62ZM61 253V251L59 252V254L61 255L62 254ZM72 254H73V250H72V252H71ZM71 253H69L70 255H71ZM84 252H82L81 254H83ZM86 253V252H85ZM84 253V254H85ZM128 253H130V255H127ZM132 253H134L133 251H132ZM147 253V252H146ZM161 253H163L162 255H164L165 253H166V250L163 252H161ZM174 253V252H173ZM198 253V252H197ZM218 253V252H217ZM227 253V252H226ZM234 253V252H233ZM233 253L231 254V255H233ZM244 253V252H243ZM253 253L254 252H252L251 254H252V256H253ZM25 254V253H24ZM23 254V255H24ZM29 254V253H28ZM48 254V253H47ZM46 254V256H48ZM80 254V253H79ZM148 254V253H147ZM149 254H151V253H149ZM148 254V255H149ZM152 254H154V253H152ZM158 254H160V253H157V255ZM169 254V253H168ZM224 254V253H223ZM230 254V253H229ZM228 254V255H229ZM236 254V253H235ZM234 254V255H235ZM250 254V253H249ZM250 254V255H251ZM257 254V253H256ZM261 254V253H260ZM19 255V254H18ZM43 255V254H42ZM44 255H45V253H44ZM57 253H56V256L55 257H57ZM59 255V256H60ZM67 254L65 253V255L64 256H66ZM78 255V254H77ZM86 255V254H85ZM145 255V254H144ZM161 255V254H160ZM161 255V256H162ZM166 255V254H165ZM233 255V256H234ZM239 255H241V254H239ZM239 255H235V256H239ZM248 255V254H247ZM246 255V256H247ZM250 255H249V257H250ZM262 255V254H261ZM37 256V255H36ZM45 256V257H46ZM53 256V259L55 258ZM73 256V255H72ZM72 256H70V257H72ZM137 256V255H136ZM141 256V255H140ZM151 256H153V255H151ZM156 256V255H155ZM220 256V255H219ZM232 256V259L235 257H233ZM244 256H245V254H244ZM243 256V254H242V257H244ZM256 256V255H255ZM41 257V256H40ZM43 257V256H42ZM49 258L48 259H50V257L51 256H48ZM62 257H63V255H62ZM67 257H69V256H67ZM74 257V256H73ZM76 257V256H75ZM75 257H74V259H75ZM128 257V258H129ZM134 257V259L133 260H135V256H133ZM143 257V256H142ZM149 258H151L150 256H148ZM154 257V256H153ZM157 257H159V255L157 256ZM156 257V258H157ZM254 257V256H253ZM257 257H258V255H257ZM260 258H261V256H259ZM259 257L258 258H256V260H258L259 259ZM263 257V256H262ZM23 258V257H22ZM28 258V257H27ZM37 258H39V257H37ZM63 258H65V257H63ZM76 258H78V256L76 257ZM80 258H82V260H80L81 262H79V264L80 263H82V261H83V257L81 256ZM137 258H139V256H137ZM145 258H147L146 256H145ZM161 259L163 258V256L162 257H160ZM168 258H170V257H168ZM167 258V259H168ZM245 258H247V257H245ZM250 258H252V257H250ZM255 258V257H254ZM253 258V259H254ZM26 259V258H25ZM52 259V258H51ZM55 259H61V258H55ZM54 259V260H55ZM68 259V258H67ZM66 259V260H67ZM69 259H71V258H69ZM140 259H142V258H140ZM158 259L159 258H157V261H158ZM165 259V258H164ZM164 259H162V260H164ZM167 259H165V260H167ZM236 260H238V258H235ZM234 259V260H235ZM240 259H241V256H240ZM243 259V258H242ZM248 259V258H247ZM28 260H30V259H28ZM37 260V259H36ZM65 260V259H64ZM88 260V259H87ZM93 260H89V262L91 261V262H94L95 263V261H93ZM138 260V259H137ZM154 260V259H153ZM156 260V259H155ZM160 260V259H159ZM170 259H168V261H169ZM233 260V261H234ZM250 260V259H249ZM252 260V259H251ZM250 260V261H251ZM32 261V260H31ZM43 261H44V259H43ZM46 261V260H45ZM45 261L43 262V263H45ZM53 261V260H52ZM56 261V260H55ZM58 261V260H57ZM61 261H63L62 259L60 260V262ZM69 261V260H68ZM72 261H74V260H72ZM71 261V262H72ZM79 261V260H78ZM86 261V260H85ZM136 261V260H135ZM141 261V260H140ZM140 261H138V263H140L141 264V262ZM147 262L148 260H144V262ZM156 261V262H157ZM174 261V260H173ZM232 260L230 261V263L231 262H233ZM242 261V260H241ZM240 261V262H241ZM259 261V260H258ZM260 261H262V260H260ZM16 262V261H15ZM26 262V261H25ZM39 262V261H38ZM47 262H49V261H47ZM51 262V261H50ZM77 262V261H76ZM86 262H88V261H86ZM88 262V263H89ZM91 262H90V264H91ZM134 262V261H133ZM145 262V263H146ZM153 261H152V259H151V262L150 263H152ZM155 262V263H156ZM159 262V261H158ZM171 262H172V260H171ZM176 262V261H175ZM174 262V263H175ZM238 262V261H237ZM240 262H239V264H240ZM246 261H244V263H245ZM249 262V261H248ZM252 262H254V260H252ZM263 262V261H262ZM29 263V262H28ZM27 263V264H28ZM42 263V264H43ZM59 263V262H58ZM64 263H65V261H64ZM64 263H62V264H64ZM70 263V262H69ZM68 263V264H69ZM75 263V262H74ZM78 263V262H77ZM76 263V264H77ZM83 263H84V261H83ZM145 263H143V264H145ZM149 263V264H150ZM154 263V264H155ZM163 263V262H162ZM173 263V262H172ZM236 263V262H235ZM251 263V262H250ZM249 263V264H250ZM254 263H257V262H254ZM253 263V264H254ZM14 264V263H13ZM31 264V263H30ZM41 264V263H40ZM159 264H161L160 262H159ZM165 264H167L166 262H165ZM169 264H171V263H169ZM211 264V263H210ZM232 264V263H231ZM234 264V263H233ZM242 264V263H241ZM246 264V263H245ZM248 264V263H247ZM264 264V263H263Z\"/></svg>",
  "mask_w": 264,
  "mask_h": 264
},
{
  "label": "rangeland",
  "instance_id": "2",
  "mask_svg": "<svg viewBox=\"0 0 264 264\" xmlns=\"http://www.w3.org/2000/svg\"><path fill=\"white\" fill-rule=\"evenodd\" d=\"M166 1H169V0H159V2L158 1H156V3H155V0H146V1H144V0H141V2H140V0H135V5L137 6H139L140 5V7H138L139 9L141 8V10H143V15H142V11L140 10V11H138L137 12V10L136 9H138V8H136V6L134 7V10H136V11H134V13H135V17L134 16H132V17H134V18H132L133 20H134V24L136 25V27H137V29H138V35H137V38H136V40L138 39V41H136L135 40V56H134V58H133V61H131L132 63H136V65L135 66H132L133 67V69L135 68L136 70H138V71H140V69L141 68H139V64L141 63L140 61H141V58H142V56H141V50H139L138 48H140L141 46H142V48H140V49H142V50H144V49H146V48H148V49H153L154 50V52H156L157 54H158V56L161 58V56L163 57V58H161L162 60V62H161V69H164V72L167 70V71H171L172 72V74H171V72H165V74L167 73H169L168 75H166V76H168L169 78H168V80L166 81V83H169V84H171V87H175V88H172V89H174V90H172V89H170V91H173V92H171V95L173 96V97H171V95H169L170 96V98H169V96H167V98H165V99H167V101L166 100H164L166 103H165V105L167 104V105H171V103H172V101H174L173 103H172V105H171V107L170 106H165L163 103L164 102H162L161 104L164 106H162V108H161V112H162V114H163V112H164V114H163V116H161V119H160V121L159 122H163V123H165L166 124V126H169L168 128H169V130H168V134L171 136H169V138H168V145H167V149H166V153L168 154L170 151V153L168 154V156H169V158L171 159V161H170V163H169V166H171L170 164H172V166L171 167H175V168H170V169H172V171L174 172V176L178 179V177L180 176V177H182V178H180V179H178L177 181H178V183H177V185H171L170 186V188L171 187H173V189L172 190H170V189H168L167 190V187L169 188V185H166L165 184V186L163 185V182H161L159 179H157L156 178V170H152V168H149L148 166H146V167H144L145 165L144 164H146V160H144L143 161V157L144 156H142V155H146L147 153V151L145 152V151H141L142 150V148L137 144V141H138V139H139V137L140 138H144V135L146 136L147 134L149 135V133H147V132H149L150 130H151V126H152V123L153 122H155V119H154V117H152V114H151V112L150 111H148L147 112V109L145 108V107H143L142 106V104H141V100L139 99V98H137V97H133V95L132 94H129V99L128 98H125V100H126V108H127V106H128V109L127 110H129V112H128V114H129V116L132 114V115H134L133 117L135 118H133L132 116V120H134L133 122H137V123H139V124H135V123H132V124H135L136 126H139V127H136L135 125H132L131 127H134L133 129H132V133H129L128 135H123V134H125V133H118L116 136H117V138L119 139V140H121L122 141V145L125 147V149L126 150H124V151H126V153L128 154V150H129V154L127 155L126 153H123V155L122 156H124V157H120L119 159H120V161L122 162L124 159H125V161H128L129 162V160H131V158H129V157H132V161H136L137 160V164L139 163L140 164V162L142 161V164H136L138 167L140 166L142 169H139L137 166H136V170H138V171H135V169H134V172L132 171L131 173H129L128 171H126L125 170V172L123 171V170H119V174H117L118 175V177L116 176V180H117V183L119 184V185H125L126 186V188L128 189V192L129 191H131L132 190V185H133V190L134 191H136V193L137 194H139L137 197L138 198H143V200L145 199V207H144V218H145V220H147L148 218H146V217H148L149 216V214L150 213H148V212H153V213H156V215H157V213H158V215L156 216V219H157V221H159L160 223H161V225H160V223L158 222H156V219H155V225H156V223H157V226H154L153 225V227H151V228H149L150 230L151 229H155L156 227H158V226H161L162 228H164L165 227V225H166V223L168 222V223H173L174 221H176V223H174V224H172V225H175L176 227H175V229L176 228H178V227H180V226H182L184 223H185V225H183L182 227H180V228H178V229H176V230H178V232H176V233H169L168 231H166V230H164V229H162V230H160L159 228H161V227H159V228H156L157 230H160V231H152V232H154L153 234L152 233H150V235L152 234V236H150L151 237V240H150V237H149V235L147 234V233H145V236H142V234H136V233H134L133 232V229H134V227H135V223H134V227L131 229V232H129V236L132 238V236H137V239L138 240H140V241H138L136 238V240H137V244L139 245H136L137 247L136 248H138V249H140L139 251H142L140 254H137L136 253V250L135 249H129V251H130V253H131V255H130V253H128L127 255H130V257L129 256H127V258H125L126 259V261H129L130 262V260H131V262H132V264H140V263H138V261H140L141 262V264H143V263H145L144 262V260L146 259V260H148L145 264H149L150 262H151V259H152V263H150V264H154L156 261H157V258H159L158 259V261L161 263V264H165V262L167 263V264H169V263H171V264H239V262H240V264L242 263V264H249L250 262V264H253L254 262H257V263H254V264H263L264 263V250H263V243H261V247H260V249H258L257 251H259V252H257L256 250H254L253 251V249L252 250H250V252H249V248L251 249V247H249L247 244L246 245H242V246H244V247H246L247 248V246L249 247V248H244V247H241L240 249H238L239 248V246H237V247H235L234 249L235 250H238V252L236 251L235 252V250L232 252L231 251V249H225L224 247V252H222V255L221 254H219L220 252V248H222L221 247V244H218L220 241L222 242L223 240H227V236H225V237H223V238H221V239H219V240H213V242H210L211 240H206L204 237H205V235H204V233H202L203 231H202V228H203V226H204V224H206V223H208L209 221H208V219H207V217L205 218V220L207 219V222L205 221L204 222V218L203 217H205L204 215L202 216V209H205V208H208V206L210 207H213V206H216L217 208H218V210H219V212L220 213H226V212H228L229 210H230V203L231 202H227L226 200L225 201H220V202H216V203H212V202H209L208 200V202L207 201H205L204 199H206L207 197H208V189H206L205 187V184H206V181L208 180V182H209V179H211V177H212V174H211V172H209V171H207L208 169H206V167L205 166H202L201 168H199V167H197L198 168V170L199 171H197L196 170V172H197V174H196V172L194 173V168H193V166L195 165V163L193 162V161H191L190 159L189 160H187L186 158L185 159H181L182 158V155L181 154H177L178 152L177 151H179V153H186V149H185V147H183L184 148V150H183V148H182V146L181 145H178L179 147L177 148V144L176 143H178V142H176L175 143V141H177V139H176V134H177V136L179 135L180 136V133L182 132V129H183V126L185 125V124H187V123H191V121H192V119L194 118V116H195V120L193 119V121L192 122H198V123H200V129H201V125H203L202 126V132L204 133V134H208L209 133V123H210V121L211 122H217V121H219V120H217V119H219V118H224L223 119V121L224 122H231L232 123V121H233V124H235V125H237V124H239V125H241V123H242V121H243V123H244V121L245 122H249V120H247L248 119V115H247V112H246V110L243 108V105H242V102H241V100H237V98H233L234 100H231V101H234L235 103H233V102H231L230 103V99H232V95H231V93L232 92H229V91H231L232 90V88H231V90L230 89H228V86H230V84H229V79L227 78V76H228V74H227V72L225 71V70H223V67H224V64H223V62L225 61V60H223L224 58H229V50H233V49H231V46H233L234 47V44H235V38L237 37V35H236V37L234 36V34L232 35L231 33L229 34V35H226V33H224L223 32V35H222V32H221V30H220V28L218 29V30H216V25H218V23H219V17H218V15L217 14H215V13H208V10L207 9H209L210 8V2H211V0L209 1L208 0V2L209 3H207V1L206 0H203V2L201 3V1H200V4H202V6H200V4H199V0H192V2L194 3V1L196 2V3H194V6L192 7V10H191V12H190V10H188L189 11V13L186 15V14H184V13H181V14H176V15H173V17H169V16H172L171 14L170 15H168L167 13H165V11H162L161 10V3L162 2H166ZM172 0H170L169 2H171ZM173 1H176V0H173ZM172 1V2H173ZM179 0H177V2H178ZM213 1V0H212ZM234 1V0H233ZM236 1V0H235ZM138 2H139V4H138ZM142 2L144 3V4H146L147 6H143L144 4H142ZM161 2V3H160ZM177 2H175V4L177 3ZM141 3V4H140ZM148 3H151V4H148ZM198 3V4H197ZM207 3V4H206ZM158 4V5H157ZM203 4H205V5H203ZM156 5V6H155ZM160 5V6H159ZM212 5V4H211ZM152 6V7H151ZM154 6V7H153ZM196 6V7H195ZM209 6V7H208ZM17 7H18V9L19 10H17V13H18V11H20V7H19V4L17 5ZM126 7H128V5L126 6ZM125 7V8H126ZM144 7V8H143ZM146 7H150V8H148V11L146 10ZM154 8V9H153ZM159 8V9H158ZM177 8H180L179 6H177ZM194 8V9H193ZM207 8V9H206ZM127 9V8H126ZM126 9H125V11H126ZM138 9V10H139ZM145 9V10H144ZM163 9V8H162ZM181 9V8H180ZM9 10V9H8ZM127 10H129V9H127ZM151 10V11H150ZM156 10V11H155ZM164 10V9H163ZM11 11V12H10ZM146 11H147V13H146ZM153 11H155V13H153L152 15L154 16H152L151 17V13L153 12ZM157 11L159 12V15L163 18V17H165V14H166V16L168 15V19L170 20V19H174V20H176L175 22H177V21H181L180 22V26H179V24H178V22H177V27H179L178 28V33H179V37H181L180 38V40H179V37L176 39V38H174V34L172 33V30H170L171 28H169V27H167V29L166 30H163L162 31V33L161 32H159L158 33V31H161V30H158V28H157V24H156V20H159V19H161V17L158 15V13H157ZM187 11V10H186ZM187 11V12H188ZM145 12V13H144ZM10 13L12 14V16H14L15 15V12H13V9L12 10H9L8 11V13H7V15L9 16L10 15ZM164 13V14H163ZM139 14H140V17L138 18L137 16H139ZM183 14V15H182ZM196 14V15H195ZM128 15H129V17L131 16L130 15V13H128ZM156 15H158V16H156ZM164 15V16H163ZM181 15H182V17H181ZM208 15V16H207ZM214 15V16H213ZM141 16H142V18H141ZM175 16V17H174ZM178 16H180V18L178 17ZM183 16H185L186 17V20H185V17H183ZM128 17V18H129ZM145 17H146V19H145ZM150 17V18H149ZM160 17V18H159ZM211 17V18H210ZM216 17V18H215ZM82 18H84V16L82 17ZM151 18H153V19H151ZM157 18V19H156ZM166 18V17H165ZM176 18H179V19H176ZM190 18V19H189ZM201 18V19H200ZM208 18V19H207ZM140 19V20H139ZM142 19V20H141ZM195 21H194V20ZM182 20H184V21H182ZM198 22H197V21ZM200 20V21H199ZM206 20V21H205ZM137 21H139V23L141 24V26L143 27L144 26V28H142L140 25H138V26H140L142 29H140V27H138L137 26V24H139ZM143 21V22H142ZM153 21H154V23H153ZM203 21H204V24L205 25H203ZM183 22V23H182ZM187 22H190L189 24L187 23ZM197 22V23H196ZM201 22V23H200ZM215 22V23H214ZM143 23H148V27H147V24H143ZM151 23H152V25H154V26H150L151 25ZM186 25H185V24ZM197 24V25H196ZM210 24V25H209ZM212 24V25H211ZM156 25V26H155ZM182 25V26H181ZM189 27H188V26ZM201 25V26H200ZM205 27V26H207V27H210L212 30L214 29V31H217V32H221V33H217V32H214V34L212 35H209L208 36V40H207V42L208 41H211V42H214V43H212L211 45H209L207 48H206V50L209 52V54L211 55L212 54V57H213V60H212V57H211V59L209 60V57H207V58H201V59H199V60H195V57H194V54L192 55V56H189V57H187L188 55H191L192 53H193V50H192V47H190V45H192L191 43H188V42H190V41H193L192 39H196L197 40V37H198V39H200L199 38V34L200 33H202L203 32V30L206 28H204L203 26ZM233 26V25H232ZM150 27V28H149ZM147 28H148V30L150 31V32H148V30H147ZM152 28H153V31H152ZM157 28V29H156ZM182 28H183V30H182ZM210 28H208V30L210 31ZM7 28L6 27H4V29L3 30H6ZM65 30L66 29H68V27L67 26H65V28H64ZM186 29V30H185ZM7 30H9V29H7ZM141 30V31H140ZM156 30H157V32H156ZM171 31V33H169L170 31ZM11 31V30H10ZM10 31H9V36H10V39H11V42H12V38H14V37H18L17 36V34H16V32L15 31H11V33H10ZM67 31V30H66ZM143 31V32H142ZM145 31H147L146 33H150L149 35H147L146 33H144ZM164 31H167L168 32V35L170 34L171 36H170V38H172V41H171V43L169 42V44H165V43H163V48H162V46L160 47V44L158 43V39L157 40H155L157 37L159 38V36L161 35V34H163V33H165V36H167V32H164ZM186 31V32H185ZM189 31V32H188ZM190 31H192V32H190ZM199 31V32H198ZM201 31V32H200ZM13 32V33H12ZM153 32H155V33H153ZM182 32H184V34L182 33ZM195 32H196V34H195ZM198 32V33H197ZM145 34V35H143V34ZM153 33V34H152ZM157 33H158V35L159 36H155V35H157ZM193 33H194V35H193ZM13 34V35H12ZM16 34V35H15ZM155 34V35H154ZM173 34V35H172ZM183 35V37H182V35ZM189 34H191L190 36L191 37H189ZM204 34V33H203ZM222 35V37L224 36V37H226L227 38V36H229L228 38H230V39H225V42L224 43H218L217 44V42H216V38L218 39L219 38V36H221ZM226 36H225V35ZM152 35V36H151ZM199 35V36H198ZM216 35H217V37H216ZM12 36V37H11ZM142 36H144L143 38L144 39H142L141 37ZM150 37L151 36V40L148 38V37ZM154 36V37H153ZM184 36H186V37H184ZM139 37V38H138ZM189 37V38H188ZM233 37V38H232ZM191 38V39H190ZM234 39V41L232 40V39ZM142 39V40H141ZM146 39H147V41H146ZM181 39L182 40H184L183 42H180L181 41ZM237 39V38H236ZM19 39H17L16 38V40H15V38H14V40H13V43H11L10 44V46H6L5 48H4V54L2 55V57H1V55H0V62L2 63V65L4 66H0L1 68H2V70H3V74H2V78L5 80H9V73L11 74V72H12V70H11V72H10V70H8V69H10V67L11 68H13V67H15V66H13V64L14 65H16L15 64V62H14V59H13V56H12V53L11 52H8L9 51V49L12 47H14V52H16V54L17 53H20L22 50H23V47L25 46V44H26V42H20V41H18ZM27 40V39H26ZM176 40H179V41H176ZM188 40H190V41H188ZM231 40V41H233V42H229V41ZM17 41V42H16ZM144 41V42H143ZM151 41H153V44L152 43H150ZM155 41H157V43L159 44H157V43H155L154 44V42ZM188 41V42H187ZM137 42H139V43H137ZM143 42V43H142ZM147 42V43H146ZM178 42V43H177ZM185 42H187L186 44H185ZM20 43V44H19ZM71 43V38H70V40H69V42L66 44V48L68 49V51H67V49L65 48V50H64V52H63V54H64V57H63V59L62 60H57V62H55L54 63V65H55V67L57 68H55L54 67V65L52 64V67L51 66H49L50 67V69H51V71H50V69H48L49 67H44V69H39V68H37L38 66H35L36 68H37V70L35 69V67L33 68V71L34 72H36V71H39V73L40 74H38L39 76L38 77H40V78H38V79H40V86L42 87V91L39 93V94H36V95H34V96H31V94L32 93H28V94H26V93H24L25 91L23 90V93H19L18 92V94H17V96L15 95V96H13V97H15L16 99V101L18 102V101H20L21 102V95H22V98L24 97V100H23V106H22V102H21V104L18 106V104H17V102H15V100H12V101H8V103L7 104H5V102H2L1 100H0V106H1V108H0V119H4L5 117V119L4 120H1L0 121V128H1V130H0V132H2V133H0V143H1V145H0V166L2 167H0V171H2L1 173H0V179L1 178H3L2 180H0V264H27L28 262V264H42L45 260V263H43V264H62V263H64V261H65V263L64 264H68L69 262V264H76L77 262V264H79V262H81L80 260H82V258H80L81 256L83 257V261H84V263H83V261H82V263H80V264H90V262H89V260H93V259H91V257H90V259L88 258L89 257V255L87 256V254H88V244H87V241H85V239H72V238H69L70 237V233H66V232H68L67 231V229H65L64 227H63V224L65 223V219H64V215H66V211H64V209H63V206L60 204V203H62L63 205L64 204H66V203H69V202H71V200H73V198H77V199H81L82 198V195H84L83 196V198L81 199V200H83V201H86V202H88V203H90V204H92L91 206L92 207H95V208H99L100 207V205H101V208H106L107 210H109L111 207H110V204H111V206L113 205V202H111L110 200H104V201H102L101 199H102V197H104L102 194H100V191H102V190H99L98 192H96V195L94 196V195H90V194H86V193H90V192H88L87 190H86V187H87V185H89V183L88 182H90V181H85V179H91L92 180V182H93V178L95 179V182L97 183V184H99L100 186H101V184H102V182H100L98 179H99V177H100V174H101V176L102 177H106V175H109V166L108 165H110V158L108 157V155H107V153L106 152H100V154L96 151V154L93 152V151H95V149H96V147H94V145H95V141L93 142V141H91L90 142V140H91V138H92V140L94 139V140H96L95 138H96V134L98 133V131L100 132L102 129L104 130V131H109V132H111V131H113V130H110L111 128L113 129V125H114V123L116 122V121H114V118L113 119H111L112 117H110V115H111V113H112V111H113V102H111L112 101V99L110 98V96H107V94L105 93V92H103V89L102 88H100V86L98 87V88H94V89H92L94 86L93 85H91L90 83H89V81L88 80H86V79H83V81L82 80H80V81H82L81 82V85H82V88H81V85H80V81L79 82H77V77H78V75H79V73H78V70H77V68H78V60H80L82 57H83V53H82V47H80V49H81V53H80V49H78V47H72V46H77V45H74V44H70ZM177 43V44H176ZM21 44H22V46H21ZM69 44H70V46H69ZM148 44V45H147ZM150 44V45H149ZM179 44H181L180 46H179ZM188 44V45H187ZM9 45V44H8ZM24 45V46H23ZM147 45V46H146ZM154 45V46H153ZM159 47H158V46ZM166 45V46H165ZM185 45V46H184ZM230 45V46H229ZM71 47V48H69V47ZM152 48H151V47ZM173 46H174V48H173ZM181 46H183V47H181ZM186 46H188V48H189V50H188V48L186 47ZM18 49H16V48ZM146 47V48H145ZM150 47V48H149ZM185 48L186 47V52H188L187 54H185V53H183V54H185L184 55V57L186 56V58L184 59V63L186 64V67H185V64L181 61L180 63H179V54L178 53H180V49L181 48ZM232 47V48H233ZM21 48V49H20ZM159 48L161 49L160 51L162 52L161 53V55L158 53V52H160L159 51ZM167 48V49H166ZM172 48H173V50L174 51H172ZM176 48H179L178 49V51H176L177 49ZM7 49V50H6ZM20 49V50H19ZM70 49H71V51H70ZM158 51H157V50ZM169 49V50H168ZM176 49V50H175ZM182 49V50H183ZM227 49V50H226ZM79 52H78V51ZM163 50V51H162ZM164 50H166V52L164 51ZM183 50V51H184ZM192 50V52L190 53V51ZM205 50V51H206ZM225 50V51H224ZM7 51V52H6ZM66 51V52H65ZM72 51H73V53H72ZM176 51V52H175ZM23 52V51H22ZM79 53V54H77V53ZM138 52H139V55H137L138 54ZM169 52H170V54H169ZM222 52H224V54L225 55H222ZM228 52V53H227ZM9 53V54H8ZM67 53V54H66ZM75 53H76V56H72V55H75ZM176 53V56H174V54ZM190 53V54H189ZM231 54L233 53V51L232 52H230ZM173 54V55H172ZM182 54V55H183ZM228 54V55H227ZM67 55V56H66ZM71 55V56H70ZM79 55H81L82 57H79ZM6 56V57H5ZM8 56V57H7ZM12 56V57H11ZM138 56V57H137ZM167 56H169V58H171V59H169ZM173 56H174V59H173ZM221 57V59L219 58V57ZM222 56H224V57H222ZM226 56V57H225ZM5 57V58H4ZM77 57H79V58H77ZM140 57V58H139ZM164 57L166 58V60L164 59ZM176 57V58H175ZM218 57V58H217ZM1 58H3V59H1ZM9 58V59H8ZM12 59V61H11V59ZM76 58L78 59V60H76ZM139 58V59H138ZM192 58H194V60L192 59ZM215 58L217 59V60H215ZM5 59V60H4ZM75 60V61H72V60ZM139 60V62L140 63H138L137 61ZM169 59V60H168ZM10 60V61H9ZM66 60L68 61L67 63H66ZM136 60V61H135ZM163 60H165V61H163ZM176 60V61H175ZM192 62H191V61ZM200 60H201V62H200ZM202 60H207V61H205V63L207 64L208 62V64L206 65L205 63H202ZM7 61V62H6ZM63 61H65V62H63ZM71 61V62H70ZM135 61V62H134ZM166 61H168L169 62V64H171V67H170V65L168 64V62H166ZM171 61V62H170ZM172 61H173V63H172ZM189 61H190V64H192L193 62V64L191 65L192 66V68H191V66H190V64H188L189 63ZM203 61V62H204ZM213 61V62H212ZM217 61V62H216ZM220 61H221V63H222V65H223V67L220 65L221 63H220ZM223 61V62H222ZM6 62V64H4ZM9 62V63H8ZM11 62V63H10ZM61 62V63H60ZM63 62V63H62ZM75 63L74 65L72 64V63ZM195 62H197V67L196 66H193V65H195L196 63ZM199 62V63H198ZM213 64H212V63ZM0 63V64H1ZM62 64V65H60V64ZM64 63L65 64H67L66 66L64 65ZM138 63V64H137ZM179 63V64H178ZM184 65H182V64ZM201 63L203 64L202 65V67L200 66L201 65ZM210 63H211V65H210ZM216 63V64H215ZM10 64V65H9ZM69 64H70V66H69ZM77 64V65H76ZM131 64V63H130ZM164 66H163V65ZM167 66H166V65ZM177 64H178V66L179 65H181V67L183 68H181L180 69V71L178 72H176V68H177ZM134 65V64H133ZM175 65V66H174ZM189 65V66H188ZM205 65V66H204ZM217 65H220L221 66V68L222 69H219L220 67L218 66L217 67ZM10 66V67H9ZM61 66V67H60ZM65 66V67H64ZM69 66V67H68ZM75 67L74 69H73V67ZM174 66V67H173ZM200 66V67H199ZM204 66V67H203ZM210 66H211V68H210ZM5 67H6V69H5ZM55 69H54V68ZM197 69H196V68ZM210 69H213L214 67V69L213 70H210ZM213 67V68H212ZM0 68V69H1ZM46 68V69H45ZM186 68V69H185ZM201 69V71L203 70V73H206L207 71V69H208V71L210 72L209 74L207 73V74H204V77H203V75L201 74V75H199L196 71L198 70V69ZM206 68V69H205ZM8 72H6L5 70ZM48 69V70H47ZM60 71H59V70ZM77 70V73H76V70ZM134 69V70H135ZM187 69H189V71L187 70ZM190 69H192L191 71H194V72H191L190 71ZM196 71H195V70ZM199 69V70H200ZM225 69V68H224ZM13 70H14V68H13ZM55 70H56V72H58V74H59V76H57L56 75V73H55ZM72 70V71H71ZM135 70V71H136ZM174 70V71H173ZM215 70H217V75H215L216 73H215ZM45 71H47V72H45ZM50 71V72H49ZM67 71V72H66ZM69 71H71L70 73H69ZM163 71V70H162ZM211 71H214L213 73L211 72ZM220 71H222L221 73H220ZM225 71V72H224ZM5 72V73H4ZM49 72V74H46V73H48ZM55 74H54V73ZM60 72V73H59ZM73 72V73H72ZM175 74H174V73ZM224 72V73H223ZM36 73H38V72H36ZM64 73V74H63ZM188 73V74H187ZM52 74H54V76L52 75ZM74 74V75H73ZM192 74H194V75H192ZM212 74H214V75H211ZM219 74H220V77H219V82H218V85L216 84L217 82H216V79H217V81H218V77L217 76H219ZM224 74V75H223ZM226 74V75H225ZM46 75V76H45ZM47 75H49V76H47ZM69 75V76H68ZM73 77H72V76ZM178 75V76H177ZM180 75V76H179ZM185 75V76H184ZM196 75V76H195ZM207 75V77L208 78H205V76ZM209 75H210V77H209ZM222 75V76H221ZM1 76V75H0ZM46 78H45V77ZM56 76V77H55ZM66 76V77H65ZM75 76V77H74ZM174 76H175V78H174ZM177 76V77H176ZM186 76H187V78H186ZM193 76V77H192ZM200 77V81L199 80H197L199 77ZM48 77H52L50 80L48 79ZM53 77H55V78H53ZM63 77H65V78H63ZM171 77H172V79H171ZM185 81H182V79ZM191 77V78H190ZM203 77V78H202ZM214 77V78H213ZM222 77V78H221ZM223 77H224V79L227 81V83H226V81L223 79ZM229 77V76H228ZM42 78V79H41ZM194 78V79H193ZM212 78V79H211ZM227 78V79H226ZM48 79V81H46ZM64 79H68L67 81L66 80H64ZM170 79V80H169ZM177 79V80H176ZM203 79V80H202ZM204 79H206L205 81L207 82V84H206V82L204 81ZM208 79V80H207ZM224 80V82H222L223 80ZM44 80V81H43ZM53 80V81H52ZM56 80H58V81H56ZM64 81V84H62L63 83V81ZM73 80H76V82L75 81H73ZM189 80V81H188ZM196 80V81H195ZM210 80V81H209ZM212 80V81H211ZM71 81V82H70ZM73 81V82H72ZM87 81V82H86ZM169 81V82H168ZM170 81H173V82H171L170 83ZM176 81V82H175ZM178 81V82H177ZM180 81V82H179ZM188 81V82H187ZM199 81V82H198ZM204 81V82H203ZM45 82V83H44ZM50 84H49V83ZM57 82H58V84H57ZM60 82H62V83H60ZM68 83V85H67V83ZM184 82V85H185V87L187 88L189 85H191L192 86V84H193V88L191 89V86H189L190 87V89L192 90H188V91H186L188 94H186V92L183 94V92H182V96H181V94L178 92V90H177V92L176 93H174L175 91H176V87L178 86V83H179V86L180 85H183L182 83ZM195 82V83H194ZM202 82H203V84H202ZM43 83V84H42ZM52 83H53V85H52ZM56 83V84H55ZM61 85H60V84ZM66 83V84H65ZM70 83H73V85H74V87L77 89H74V87L73 86H71L72 84H70ZM176 83V84H175ZM200 83V84H199ZM216 85H215V84ZM224 83L226 84V85H224ZM48 84V85H47ZM78 84H79V86H78ZM86 84H90V85H87V87L86 86H84V85H86ZM173 84V85H172ZM177 85V86H175V85ZM189 84V85H188ZM205 84V85H204ZM220 84H222L221 86H220ZM57 85V86H56ZM75 85H77V86H75ZM198 85V86H197ZM199 85H201L200 87H199ZM224 85V87H222ZM44 86V87H43ZM53 86V87H52ZM61 88H60V87ZM85 88H84V87ZM91 86V87H90ZM93 86V87H92ZM204 86H206V87H204ZM216 87L218 90H219V92H217L218 90L216 89V88H214V89H212L213 87ZM220 86V87H219ZM59 87V88H58ZM62 87H67L66 88V90H65V88L64 89H62ZM80 87V88H79ZM90 87V89H92V90H90V89H88ZM189 87H188V89H189ZM201 87H202V90H200L201 89ZM211 87V88H210ZM74 90H73V89ZM194 88H196V89H194ZM46 89V90H45ZM49 89V90H48ZM56 89H59V91H57ZM60 89H62L63 90V92L64 91H66L65 93H62V90H60ZM73 91V93H72V91ZM78 89H80V91H85V92H80ZM195 90V94H194V90ZM199 89V90H198ZM51 90V91H50ZM71 91V93H69L70 91ZM86 90H89V91H86ZM93 90H95L96 91V93L98 92V94H96ZM102 92H101V91ZM212 90H214V91H212ZM223 90V91H222ZM61 91V92H60ZM76 91V92H75ZM221 91V92H220ZM225 91V92H224ZM43 92H44V95H43ZM51 92H54V93H52L51 94ZM57 92H59V93H61V94H63V95H60L59 93H57ZM100 92V93H99ZM216 94H214V93ZM57 93V94H56ZM69 95H68V94ZM80 93L82 94V95H80ZM89 93H92V94H89ZM93 93H95V94H93ZM174 95H173V94ZM207 93V94H206ZM211 93H213V94H211ZM218 93V94H217ZM224 93V94H223ZM230 93V94H229ZM25 94H26V96H25ZM101 94H104V95H102V97H100L101 96ZM105 94H106V96H107V98L108 99H110V100H108L107 98H106V96H105ZM177 94V95H176ZM180 94V95H179ZM202 94H203V96H202ZM223 94V95H222ZM45 95H46V98H45ZM54 95V96H53ZM65 95H67V96H65ZM97 95V96H96ZM131 95V96H130ZM198 95H200L201 97H199ZM231 95V96H230ZM20 98H19V97ZM28 96H31V97H28ZM58 96V97H57ZM74 96V97H73ZM96 96V97H95ZM105 96V97H104ZM174 96H176V97H174ZM177 96H179V97H177ZM181 96V97H180ZM184 96V97H183ZM192 96V97H191ZM198 96V97H197ZM207 96H211V97H213V98H209V97H207ZM219 96V97H218ZM222 96V97H221ZM33 97H35V99L33 98ZM41 99H40V98ZM54 97V98H53ZM87 97V98H86ZM92 97V99H90ZM105 98V100H104V98ZM127 97V96H126ZM130 97H132L131 99L132 100H134V101H129L130 100ZM183 97V98H182ZM187 99H186V98ZM227 97H229L228 99H227ZM28 98V99H27ZM31 98H33L32 99V101L31 102H29L30 101V99ZM38 98V99H37ZM43 98V99H42ZM57 98V99H56ZM137 98V99H136ZM172 98V99H171ZM174 98V99H173ZM180 98V99H179ZM190 98V99H189ZM192 98V99H191ZM198 98V99H197ZM202 98V99H201ZM204 98V99H203ZM27 99V101H25ZM97 99V100H96ZM102 102V103H100V102H98L99 100ZM127 99H128V102H131V103H129L128 104V102H127ZM172 101H171V100ZM177 99H179V100H177ZM186 99V100H185ZM206 99H209V101L207 100L206 101ZM224 99V100H223ZM227 99V100H226ZM41 100V101H40ZM77 100V101H76ZM89 102H88V101ZM91 100H92V102H91ZM175 100H177V102L179 103H176V101ZM182 100H185V101H182ZM194 103V104H192L191 103V101ZM201 102H203V103H198L199 101ZM237 100V101H236ZM33 101H34V105L36 106H34V108H33ZM49 101V102H48ZM93 101H94V103H93ZM95 101H97V102H95ZM136 101V102H135ZM137 101H139V102H137ZM182 101V102H181ZM186 101H190L189 103L188 102H186ZM210 101H214V103H210ZM216 101V102H215ZM224 101V102H223ZM229 101V103H227V102ZM11 102H12V104H11ZM37 102H39V103H37ZM41 102V103H40ZM43 102L45 103V104H43ZM58 102V103H57ZM132 102H133V104H136L135 106H133V104H132ZM183 102H185V104H182L181 105V103H183ZM206 102L209 104V105H205L206 104ZM236 102H240V104L239 103H236ZM2 103V104H1ZM15 103V104H14ZM19 103V102H18ZM26 103H27V105H26ZM57 103V104H56ZM87 104V106H89L88 104H90V103H92L91 104V106L92 107H89V108H87L86 107V104ZM98 103V104H97ZM138 103V104H137ZM186 103L188 104V105H186ZM197 103V104H196ZM30 104H32L31 106H32V109H34V110H32L31 109V106H30ZM43 106H42V105ZM97 104V105H96ZM104 106H103V105ZM111 104V105H110ZM141 104V105H140ZM173 104L176 106V108L177 109H175V106H173ZM213 104V106H211ZM232 104V107H230V105ZM236 106H234V105ZM7 105V106H6ZM11 105V106H10ZM93 105H96L97 107H98V105L100 106V105H102V106H100L98 109H97V107L96 106H93ZM181 105V106H180ZM193 107H192V106ZM214 105H215V107H214ZM217 105V106H216ZM26 106H28V107H26ZM30 106V107H29ZM140 106H142V108L140 107ZM189 106V107H188ZM198 106H200V107H198ZM208 106H209V108H208ZM220 106H222L223 107V109H222V107H220ZM233 106H234V108H233ZM238 106H241L240 108L238 107ZM11 107V108H10ZM40 107V108H39ZM41 107H43V108H41ZM95 107V108H94ZM132 107H135V108H132ZM167 107V109L165 110V108ZM178 107H181V108H178ZM187 107V108H186ZM192 107V108H191ZM198 109H197V108ZM211 107H212V109H211ZM213 107H214V109H213ZM221 109H220V108ZM231 109V110H229V108ZM5 108V109H4ZM8 110H7V109ZM17 108V109H16ZM23 108H25V109H23ZM26 108H27V110H26ZM29 108V109H28ZM38 108V109H37ZM47 108V109H46ZM51 108V109H50ZM91 108H94V109H91ZM102 108H104V109H102ZM105 108L108 110H105ZM129 108H131V109H129ZM171 108V109H170ZM174 108V109H173ZM201 110H200V109ZM217 108V109H216ZM227 110H226V109ZM239 108V109H238ZM18 109H19V111H18ZM25 111L24 113L25 114H27V115H29V116H27V115H25L23 112H21V111H23V110ZM83 109V110H82ZM97 109V110H96ZM102 109V110H101ZM112 109V111H110ZM139 109V110H138ZM173 109V110H172ZM180 109H182V110H180ZM185 109V110H184ZM186 109L189 111V109H190V111H189V113H188V111H186ZM195 111H193V110ZM204 111H203V110ZM208 109V110H207ZM216 109V110H215ZM219 109H220V111H219ZM224 109H225V111H224ZM242 109V110H241ZM17 110V111H16ZM47 110V111H46ZM91 110V111H90ZM101 110V111H100ZM133 112H131V111ZM140 110H141V112H140ZM146 110V111H145ZM163 110V111H162ZM169 110V112H167ZM172 111V113H171V111ZM175 110L177 111V113H175ZM179 110V111H178ZM214 110H215V112H214ZM236 110H238V112H234V111ZM241 110V111H240ZM3 111V112H2ZM16 111V112H15ZM89 111V112H88ZM110 111V112H109ZM166 111V112H165ZM181 111H182V113L185 111L187 114H188V116L186 115V113H185V115H183L182 113H181ZM192 111V112H191ZM206 111V112H205ZM208 111V112H207ZM244 111V112H243ZM8 114H7V113ZM9 112H11L10 114H9ZM18 112H21V113H18ZM27 112V113H26ZM31 112H32V114H31ZM34 112V113H33ZM41 112V113H40ZM46 112V113H45ZM52 112V113H51ZM95 112V113H94ZM101 112H102V114H101ZM131 112V113H130ZM147 112V117H146V115H145V113ZM190 112L193 114H190ZM200 112H203V114L202 113H200ZM210 112V113H209ZM222 112V113H221ZM226 112V113H225ZM232 112V113H231ZM234 112V113H233ZM23 113V114H22ZM36 113V115L32 118L31 117V120H30V116H33V114H35ZM37 113H39V114H37ZM50 113V114H49ZM110 115H109V114ZM169 113V114H168ZM180 113V114H179ZM204 113H206L205 115H204ZM214 113V115H213V117H212V114ZM226 114V115H224V114ZM5 115V117H3V115ZM16 114V115H15ZM20 116H19V115ZM31 114V115H30ZM91 114V115H90ZM108 114V115H107ZM161 114V115H162ZM165 114H166V117H164L165 116ZM216 114V115H215ZM10 115V116H9ZM12 115H13V117H12ZM54 115V116H53ZM77 115V116H76ZM106 115V116H105ZM170 115V116H169ZM184 117H183V116ZM191 117H190V116ZM233 115V116H232ZM236 115H238V116H236ZM9 116V117H8ZM14 116H15V118H14ZM23 116H25V117H23ZM42 116H43V118H42ZM53 116V117H52ZM96 116V117H95ZM112 116V115H111ZM138 116V117H137ZM143 116V117H142ZM168 116V117H167ZM186 116V117H185ZM207 116V117H206ZM211 116V117H210ZM231 116H232V118H233V120L232 119H230L231 118ZM17 117H20V118H17ZM27 117H29V118H27ZM37 117V118H36ZM47 117V118H46ZM110 117V118H109ZM201 117H203V118H201ZM206 119H205V118ZM217 118V119H215V118ZM239 117V119H237ZM14 118V119H13ZM22 118H24V119H22ZM45 118V119H44ZM141 118L143 119V120H141ZM145 118V119H144ZM162 118H164L163 119V121H161L162 120ZM191 119V121H190V119ZM215 119V120H210V119ZM236 118V119H235ZM18 119V120H17ZM37 119V120H36ZM40 119H43V120H40ZM53 119H54V121H53ZM87 119H89V120H87ZM154 119V120H153ZM188 121H187V120ZM205 119V120H204ZM7 120H8V122H7ZM21 120V121H20ZM28 120V122L27 123H31V125H29V124H27V123H24V122H22V121H27ZM33 120H34V122H35V120H36V123H33ZM57 120V121H56ZM112 120V121H111ZM186 120V121H185ZM201 120V121H200ZM207 120V121H206ZM210 120V121H209ZM228 120V121H227ZM39 121V122H38ZM41 121V122H40ZM46 121H47V123H46ZM50 121V122H49ZM237 121H241V122H237ZM46 124H45V123ZM55 122H56V124H55ZM57 122H58V125H57ZM65 122V123H64ZM69 122V124L67 125V123ZM74 122V123H73ZM108 122V123H107ZM142 124H141V123ZM151 122V123H150ZM169 122H170V124H169ZM176 122V123H175ZM15 123V124H14ZM16 123H17V125H16ZM38 123H39V125H38ZM48 123H49V125H48ZM91 123V125H88V124H90ZM106 123L107 124H109L110 125V123H111V127L108 125H106ZM146 123H147V125H146ZM149 123V124H148ZM175 123V124H174ZM178 123V124H177ZM3 124H5V125H3ZM22 126H21V125ZM27 125L26 127H25V125ZM33 124V125H32ZM141 124V125H140ZM164 124V125H165ZM184 124V125H183ZM208 124V125H207ZM38 125V127L36 128V126ZM60 125V126H59ZM62 125H63V127H62ZM65 125H67V128H66V126ZM69 125H71V126H69ZM98 125V126H97ZM102 125L104 126V127H106L107 128V130H106V128H104V127H102ZM144 126V129L145 130H147V131H145L142 127H140V126ZM182 125V126H181ZM205 125H207V126H205ZM2 126H4V127H2ZM7 126H9L10 128H11V130H13L14 132H10L11 130H10V128L9 127H7ZM15 126V127H14ZM42 126V127H41ZM74 126H75V129H74ZM80 126H81V128H80ZM84 126H87V127H84ZM89 126V127H88ZM94 126H95V128L97 127V129L96 130H98L97 131V133H96V130H95V128H94ZM174 126V127H173ZM179 126H181V127H179ZM22 127V128H21ZM24 127V128H23ZM48 127V128H47ZM53 127V128H52ZM62 127V128H61ZM83 127V128H82ZM91 127V128H90ZM109 127H110V129H109ZM207 127V128H206ZM45 128H47L46 130H45ZM88 130H87V129ZM102 128V129H101ZM136 128H137V131H139L138 133H137V131H136ZM148 128V129H147ZM150 128V129H149ZM205 128V129H204ZM31 129L32 130H36L35 132L34 131H31ZM83 129H85L86 130V132H85V130L84 131H82ZM139 129V130H138ZM3 130V131H2ZM7 130V131H6ZM16 130V131H15ZM44 130V131H43ZM78 130V131H77ZM81 130V131H80ZM141 130H143V131H145L146 132V134H145V132H143V131H141ZM41 131H43V132H41ZM70 131V132H69ZM92 131V132H91ZM207 131V132H206ZM22 132V133H21ZM31 132V133H30ZM47 132L49 133L48 135H50L51 133H52V136L50 135V136H48V135H46L47 134ZM69 134H68V133ZM73 132V133H72ZM77 132V133H76ZM79 132V133H78ZM95 132V133H94ZM133 132H134V134L135 133H137L136 135H134L133 134ZM171 132V133H170ZM11 133V134H10ZM16 133H18V134H20L19 136H18V134H16ZM29 133H30V135H29ZM81 133V134H80ZM83 133H85V134H87V135H83ZM94 133V134H93ZM174 133H176L174 136H172ZM5 134H7V135H5ZM17 136H16V135ZM21 134H23V135H21ZM36 136H35V135ZM44 134V135H43ZM65 134V135H64ZM72 134V135H71ZM80 134V135H79ZM140 134H142L141 136H140ZM12 135H14V136H12ZM40 137H39V136ZM79 135V136H78ZM90 135H93V136H90ZM10 136V137H9ZM54 136V137H53ZM75 136V137H74ZM80 136H82L81 138H82V142H84V143H81V141H78V140H81V139H79L80 138ZM85 136V137H84ZM119 136V137H118ZM130 137L131 139L133 138V136H135V138H133L132 139V141H130L131 139L130 138H128V137ZM143 136V137H142ZM3 137V138H2ZM16 137V138H15ZM29 137V138H28ZM42 137H43V139H42ZM49 137H51V139L49 138ZM64 137V138H63ZM86 137H88V139L86 138ZM91 137V138H90ZM174 137H175V139H174ZM21 138L23 139V140H21ZM25 138V139H24ZM26 138L28 139V140H26ZM46 138V139H45ZM52 138H54V139H52ZM60 138V139H59ZM77 140H75V139ZM86 138V139H85ZM121 138V139H120ZM4 139V140H3ZM11 141H10V140ZM14 140V142H13V140ZM47 139H49V140H47ZM83 139H84V141H83ZM90 139V140H89ZM129 139V140H128ZM171 139H172V142H171ZM1 140H3V142L1 141ZM30 140H31V142H30ZM59 140V141H58ZM69 140V141H68ZM137 140V141H136ZM174 140V141H173ZM4 141H6V142H4ZM8 141V142H7ZM23 141V142H22ZM28 142V143H26V142ZM36 141V142H35ZM47 141V142H46ZM52 141V142H51ZM73 141L75 144H76V146L73 144V143H71V142ZM87 143H86V142ZM124 141H126V142H124ZM128 141H130V142H132V143H129ZM133 141H135V143L133 142ZM12 144H11V143ZM18 142V143H17ZM33 142V143H32ZM44 142V143H43ZM54 142V143H53ZM63 142L65 143V144H71L70 145V148H71V153H72V156H73V154H74V158L71 156L70 157V161L71 162H69V160H68V162L66 161V164H64L63 165V168L65 169V166L67 167V169H65V170H67V172H66V176H64V178L62 177L63 175H62V173L60 174L59 173V170L60 169H58V168H60L59 166H61V165H58V163L56 162L57 160L55 159V156L54 155H56V153H57V150L59 151L60 149H62L61 147H62V145H63ZM89 142V143H88ZM128 142V143H127ZM171 142V143H170ZM174 142V143H173ZM21 143V144H20ZM24 143H26V144H24ZM32 143V144H31ZM43 143V144H42ZM58 143V144H57ZM93 143H94V145H93ZM127 143V144H126ZM3 144V145H2ZM5 144V145H4ZM10 144V145H9ZM14 144H15V146H14ZM29 144V145H28ZM40 144V145H39ZM46 144H48V145H46ZM55 144V145H54ZM86 144H88V145H86ZM126 144V145H125ZM135 144V145H134ZM171 144V145H170ZM173 144V145H172ZM175 144V145H174ZM20 146L19 148H17L18 146ZM22 145V146H21ZM25 145V146H24ZM49 145H52L51 146V148H50V146ZM57 145V146H56ZM60 145V146H59ZM78 145V146H77ZM80 145H82V147L80 146ZM130 145L132 146L131 148H130ZM137 145V146H136ZM173 148H176V149H172L171 150V147ZM4 146V147H3ZM12 146V147H11ZM17 146V147H16ZM24 146V147H23ZM42 146V147H41ZM126 146H128V148L126 147ZM134 146V147H133ZM139 146V147H138ZM169 146V147H168ZM176 146V147H175ZM79 147H81L80 149H79ZM235 147H236V149H235ZM234 148H233V150L235 149L236 151H237V153L239 154V155H242V152L241 151H238L239 149H240V145H236ZM2 148H3V151H2ZM12 148V149H11ZM27 148V149H26ZM40 148L42 149L41 150V153H40ZM50 148V150L52 149V150H56V152L55 151H50V150H48ZM83 148V149H82ZM91 148V149H90ZM133 148V149H132ZM141 150H140V149ZM182 148V150L184 151H182V150H180ZM24 149V150H23ZM32 149V150H31ZM34 149V150H33ZM44 149V150H43ZM45 149H47V150H45ZM80 150V152L82 153H80L79 155H76V153H77V150ZM134 149H136V150H134ZM140 151H139V150ZM169 149V150H168ZM5 150V151H4ZM11 150L13 151V152H11ZM16 150H18L17 152H16ZM19 150H21L20 152H19ZM26 150V151H25ZM30 152H29V151ZM73 150H74V153H73ZM86 150H87V153H86ZM90 150V151H89ZM173 150H175L173 153H175V152H177V153H175L176 155V158H174L175 156H174V154L172 153V151ZM232 151L234 154H230L231 156H237V157H239V155L238 154H235L236 153V151ZM7 151V152H6ZM9 151V152H8ZM23 151V152H22ZM35 153H34V152ZM85 153H84V152ZM133 151V152H132ZM141 153H139V152ZM219 150H216V152H217V157L220 159V156H221V160L223 159V160H225L224 158H226L227 159V157H228V154L227 153H225V151H223V150H220L221 151V153L222 154H220V151L218 152ZM4 152H6V153H4ZM16 152V153H15ZM47 152V154H45ZM50 152H52L51 154H49ZM93 152V153H92ZM130 152H131V154H130ZM135 152V153H134ZM241 152V153H240ZM3 153V154H2ZM12 153V154H11ZM14 153V154H13ZM28 153V154H27ZM144 153V154H143ZM146 153V154H145ZM219 153V154H218ZM223 153H225V154H227L226 155V157L223 155ZM18 154H20V155H18ZM23 154V155H22ZM38 154H39V156H38ZM94 154H95V156H94ZM136 154V155H135ZM171 154V155H170ZM4 155V156H3ZM10 157H9V156ZM36 155V156H35ZM47 155V156H46ZM51 155H52V157H51ZM83 155H85V156H83ZM98 155H101V159L98 157ZM133 155V156H132ZM139 155V156H138ZM180 156V158L178 157V156ZM7 156V157H6ZM18 156V157H17ZM23 156V157H22ZM87 156H88V158H87ZM139 157V159H141V160H139V159H137L138 157ZM174 156V157H173ZM223 156V157H222ZM243 156V155H242ZM22 157V158H21ZM25 157V158H24ZM26 157H27V159H26ZM36 157H38V158H36ZM50 157V158H49ZM91 157V158H90ZM93 157V158H92ZM94 157H98V159L97 158H94ZM128 159H126V158ZM134 157V158H133ZM137 157V158H136ZM142 157V158H141ZM173 157V158H172ZM234 157V158H235ZM9 158H10V160H9ZM13 158V159H12ZM18 160L19 158L21 159V160H18L19 161V163H17L18 161L16 160V159ZM30 158V159H29ZM43 158V159H42ZM47 159V161H46V159ZM49 158V159H48ZM51 158H53L52 160H53V162L52 161H50V159ZM78 158V159H77ZM86 158H87V160H86ZM108 158V159H107ZM233 158V157H232ZM35 159V160H34ZM45 159V160H44ZM73 159V160H72ZM75 159V160H74ZM92 159H94L93 161H92ZM101 161H103V162H101ZM135 159V160H134ZM181 159V160H180ZM229 159V158H228ZM4 160V161H3ZM15 161V162H12V161ZM27 162H26V161ZM29 160V161H28ZM42 160V161H41ZM78 160V161H77ZM89 160V161H88ZM98 160V161H97ZM232 160H234V159H232ZM2 161V162H1ZM17 161V162H16ZM23 161H25V162H23ZM57 163H55V162ZM95 161V162H94ZM100 162V163H98V166H99V164H103L104 165V163H105V165L103 166L102 164L98 167L99 169L101 168V170H103V171H101V170H99L98 168V172H97V170H96V165H97V162ZM140 161V162H139ZM185 161V162H184ZM189 163V165H186V164H188L187 162ZM191 161V162H190ZM38 162V163H37ZM79 162V163H78ZM109 162V163H108ZM182 162H184V164H182ZM2 163V164H1ZM6 163H8V168H6L7 167V165H6ZM12 163V164H11ZM15 163V164H14ZM17 163V164H16ZM20 163L22 164V166L24 165L23 163H25L26 165H24L23 167L24 168H26L25 170H24V168H22V166L20 165ZM30 163H32V164H30ZM42 163V166H44V167H42V166H40V164ZM47 163V164H46ZM51 164V167H47V165L48 164ZM53 163V164H52ZM55 163V164H54ZM70 163V164H69ZM72 163V164H71ZM76 163V164H75ZM83 163H85V165L83 164ZM186 163V164H185ZM190 163H191V165L192 166H190ZM6 166H5V165ZM12 165V167L11 168H9L11 165ZM36 164V165H35ZM50 164H49V166H50ZM73 164H75V165H73ZM88 164H89V166H88ZM91 164V165H90ZM179 166V165H183V167H185V169L184 168H182V166H181V168L180 167H178L177 165ZM16 165V166H15ZM29 165V166H28ZM38 165V166H37ZM73 167H72V166ZM82 165V166H81ZM147 165V164H146ZM33 166V167H32ZM40 166V167H39ZM52 166L54 167V168H52ZM70 166V167H69ZM188 166V167H187ZM190 166V167H189ZM4 167V168H3ZM19 167V168H18ZM35 167H37V168H35ZM44 168V170L42 169V168ZM69 167V168H68ZM77 167H79V168H77ZM86 167V168H85ZM103 167L104 168H108L107 170L106 169H103ZM195 167V166H194ZM16 168V169H15ZM21 168V169H20ZM41 168V169H40ZM62 168V169H63ZM70 168H72V169H70ZM83 168V169H82ZM88 168V169H87ZM90 168V169H89ZM138 168V169H137ZM147 168V170H145ZM187 168H190V169H187ZM8 169H9V171L10 172H12V173H10L9 171H8ZM11 169V170H10ZM13 169V170H12ZM49 171H48V170ZM53 169H55V170H53ZM58 169V170H57ZM63 169V171H65ZM95 171V172H93V170ZM148 169H151V170H148ZM180 169H181V171H182V173L183 172H185L184 173V175L183 174H181V171H180ZM183 169V170H182ZM194 169V170H193ZM7 170V171H6ZM14 170H15V172H14ZM28 170H30V171H28ZM42 170V171H41ZM69 170V171H68ZM71 170H72V172H71ZM85 170V171H84ZM88 170V171H87ZM139 170H140V172H142V173H140V174H138L139 173ZM142 170V171H141ZM159 170H160V168H159ZM206 170V171H205ZM17 171V172H16ZM38 171H40V172H38ZM45 173H44V172ZM52 171H55V172H53V173H51ZM58 171V172H57ZM61 171V170H60ZM78 171H79V173L81 174V178L79 177V180L77 179L78 177H76V176H80V174L78 173ZM81 171V172H80ZM100 171H101V173H100ZM105 171V172H104ZM187 171V172H186ZM188 171H189V173H188ZM192 173H191V172ZM201 171V173H203V174H201V173H199ZM203 171V172H202ZM4 172V173H3ZM27 172H29V173H27ZM48 174H47V173ZM85 172L87 173V174H85ZM103 172V173H102ZM150 172H151V174H150ZM153 172V173H152ZM161 172V171H160ZM8 173V174H7ZM15 173H17V174H15ZM38 173V174H37ZM41 173V174H40ZM72 173V174H71ZM75 173V174H74ZM93 173V174H92ZM105 173V174H104ZM123 173H126L127 174V177H128V175H132V176H129L128 178L126 177V174H124L123 175ZM144 173H146L145 175H144ZM154 173H155V175H154ZM164 173V172H163ZM191 173V174H190ZM206 173V174H205ZM208 173V174H207ZM6 174V175H5ZM14 174V175H13ZM19 174H23V175H25L26 177H25V181H23L24 180V176L22 177L21 175L19 176ZM28 174V175H27ZM47 175V176H45V175ZM70 174V175H69ZM73 174H74V176H73ZM90 174H92V175H90ZM95 174V175H94ZM104 174V175H103ZM142 174V175H141ZM165 174V173H164ZM178 174H179V176H178ZM193 174V176H191ZM196 174V175H195ZM206 176H205V175ZM11 175V176H10ZM17 175V176H16ZM42 175L44 176V177H42ZM61 175V176H60ZM71 176V177H69L68 178V176ZM86 175V176H85ZM143 175H144V177L146 176V178H144L143 177ZM154 175V176H153ZM182 175V176H181ZM193 177V179H195V180H197V183L195 182V180H194V182H193V184H192V182H190L191 181V177ZM195 175V176H194ZM211 175V176H210ZM7 178H6V177ZM14 176V177H13ZM16 176V177H15ZM19 176V177H18ZM32 177V178H29V177ZM56 176H57V179H56ZM59 176V177H58ZM88 176H89V178H88ZM90 176H93L92 178L90 177ZM95 176H96V178H95ZM99 176V177H98ZM120 176V177H119ZM135 176H137V177H135ZM141 178H139V177ZM152 176V177H151ZM21 177V179H20V183H19V178ZM67 177V178H66ZM74 177H75V179H77L76 181H74ZM83 177H85L84 179H83ZM98 177V178H97ZM124 177H126V178H124ZM151 177V178H150ZM187 177V178H186ZM197 179H196V178ZM207 177V178H206ZM48 178V179H47ZM62 178V179H61ZM121 180H120V179ZM135 179L136 178V180H133V179ZM142 178H144V179H146L147 180V182H146V180H145V184H143L142 182H143V180L144 179H142ZM188 178H190V181H188L189 179ZM7 179V180H6ZM23 179V180H22ZM27 179V180H26ZM31 179V180H30ZM47 181H46V180ZM56 179V180H55ZM67 179V181L69 182H67V184L70 186V188H69V186H67V184H66V182H64L65 180ZM124 179H126L125 181H124ZM130 179V180H129ZM149 179V180H148ZM155 179H157V180H155ZM185 181V180H187L188 182H186L185 181V184L183 183V180ZM192 179V180H193ZM44 180H45V182H44ZM50 180V181H49ZM62 180H64V181H62ZM70 180L71 181H74V182H71L70 183ZM82 180H84L85 182H86V185H85V182H83ZM133 180V181H132ZM199 180V181H198ZM4 181V182H3ZM6 181V182H5ZM13 181H15V183L13 182ZM28 181V182H27ZM41 183H40V182ZM51 181H52V183H51ZM121 181V182H120ZM124 183H123V182ZM128 181V182H127ZM132 183V185L131 184H126V183H130V182ZM138 181V182H137ZM158 181V182H157ZM160 181V182H159ZM205 181V182H204ZM23 182V183H22ZM37 182V183H36ZM48 182H50L49 183V185H48ZM54 182V183H53ZM79 182H80V184H79ZM126 182V183H125ZM133 182H137V184H135V183H133ZM141 184H140V183ZM153 182H155V183H153ZM180 182H182V185L179 187L180 188V190L178 189V186L181 184ZM205 184H204V183ZM207 182V183H208ZM6 185H5V184ZM19 183V184H18ZM27 183H29V184H27ZM60 183V185H57V184H59ZM65 185V187L62 185ZM65 183V184H64ZM72 183H73V185H72ZM142 185V186H136V185ZM151 183V184H150ZM158 184V187H156L157 186V184ZM198 185H196V184ZM199 183H200V187H202V188H200L199 187ZM16 186H15V185ZM22 184H23V186H22ZM25 184V185H24ZM27 184V185H26ZM37 184V185H36ZM42 187H40L39 185ZM77 185V184H79V186L77 185L76 187H75V185ZM147 184H149V186L147 185ZM159 184H161V185H163L162 187H161V185H159ZM187 184V185H186ZM191 184V185H190ZM4 185V186H3ZM44 185H46V186H44ZM90 185H91V182H90ZM89 185V186H90ZM123 185V186H124ZM131 185V186H130ZM150 185H152V186H150ZM154 185H156L155 187H154ZM195 185V186H194ZM203 185L205 186V187H203ZM27 186V187H26ZM51 186V187H50ZM103 186V185H102ZM125 186H124V189H125ZM146 186H148V187H146ZM176 186V187H175ZM190 186H192V187H190ZM5 189H4V188ZM21 187V188H20ZM25 187V188H24ZM57 187H58V189H57ZM67 187V188H66ZM80 189H79V188ZM81 187H83V188H81ZM129 187V188H128ZM135 187H137V188H135ZM142 187V188H141ZM159 187H161V188H164L165 187V189H161V188H159ZM193 187H196V190H194L195 188H193ZM24 189L27 193H28V195H27V199H32L34 202H35V199H33V198H36L37 196H39V197H37L36 199L37 200H39L40 199V197L41 198H44L43 199V201H37L36 200V202L38 203H36V204H33L34 202H31L30 203V205L28 206H25L24 207V209L23 208H18V207H16L15 206V208H14V205H13V198H14V195H16L18 192H20V190L21 189ZM32 188V189H31ZM35 188V189H34ZM56 188V189H55ZM64 188L66 189L65 191H64ZM73 188H77L76 190L75 189H73ZM99 188V187H98ZM102 188V187H101ZM110 189H111V187H109ZM113 188V187H112ZM122 188V187H121ZM141 188V189H140ZM152 188V189H151ZM175 188H177L179 191H177V189H175ZM183 188V189H182ZM184 188H186L187 190L185 191V189ZM192 189V190H189V189ZM14 189V190H13ZM15 189H16V192H15ZM54 189L56 190V192L54 191ZM61 189H63V190H61ZM71 192H69L68 190ZM79 189V190H78ZM110 189H109V191H110ZM127 189H125L124 191L125 192H127ZM154 189H155V191H154ZM182 189V190H181ZM203 189V190H202ZM205 189V190H204ZM31 190H34V191H32V193H31ZM59 192H58V191ZM107 190H108V187H107ZM139 190V191H138ZM141 190V191H140ZM145 190V191H144ZM152 190V191H151ZM159 190V191H158ZM164 190H166V191H164ZM170 190V191H169ZM176 190V191H175ZM207 190V191H206ZM3 191V192H2ZM39 193H37V192ZM43 191H45V192H43ZM51 191V192H50ZM63 193H62V192ZM67 191L69 192V193H67ZM80 191V192H79ZM138 191V192H137ZM146 191H147V193H146ZM151 191V192H150ZM172 191V192H171ZM10 192V194H8ZM14 192V193H13ZM43 192V193H42ZM57 192H58V194L59 193H61V195L59 194L58 196H57ZM65 192V193H64ZM74 192V193H73ZM77 192V193H76ZM93 192H94V189H93ZM104 192V190L102 191V193ZM141 192V193H140ZM161 192V193H160ZM164 192V193H163ZM166 192H168V194L166 193ZM171 192V193H170ZM34 193H37V194H34ZM80 193V194H79ZM83 193V194H82ZM143 193V194H142ZM147 195H146V194ZM154 193V194H153ZM159 195L160 194V196H158L157 194ZM12 194H13V196H12ZM42 194V195H41ZM45 196H44V195ZM53 194H54V196H53ZM151 194V195H150ZM156 194V195H155ZM18 195V194H17ZM16 195V196H17ZM31 195V196H30ZM33 195V196H32ZM70 195V196H69ZM102 197H101V196ZM142 195V196H141ZM146 195V196H145ZM166 195V196H165ZM12 198H11V197ZM15 196V197H16ZM55 196H56V198H55ZM93 197V198H91V197ZM148 196H149V198H148ZM188 196V197H187ZM191 196V198H189ZM201 196V197H200ZM254 196V195H253ZM252 196V197H253ZM256 196V195H255ZM255 196L253 197V198H251L252 200H251V205L253 206V208H257L256 210H258L259 211V209L261 208V209H263L264 210V208H262L263 207V204L262 203H260V201L258 202L257 200L259 199V195L258 196H256V198H255ZM33 197V198H32ZM45 197H46V199H45ZM48 197V198H47ZM58 197V198H57ZM94 197H95V199H94ZM100 198V200H96L97 198ZM163 197H165V198H163ZM168 198V200H166L167 198ZM193 197V198H192ZM200 197V198H199ZM9 200H8V199ZM59 198H60V200H59ZM62 198V199H61ZM66 198V199H65ZM68 198L70 199V200H68ZM87 200H86V199ZM98 198V199H99ZM157 198V199H156ZM158 198L160 199V200H158ZM198 198V199H197ZM255 198V199H254ZM8 200V202H7V200ZM50 200V202H47L48 200ZM59 201H58V200ZM65 199V200H64ZM148 199V200H147ZM170 199V200H169ZM189 199H192L191 201L194 203V205H193V203L189 200ZM200 199H202V200H200ZM261 199V198H260ZM259 199V200H260ZM32 200H30V201H32ZM45 200H46V202H45ZM63 200V201H62ZM92 201L93 200V202H89V201ZM94 200H96V201H94ZM150 200V201H149ZM156 201V203L155 202H153V201ZM161 200H162V202H161ZM193 200H195V201H193ZM257 201V203H256V201ZM61 201V202H60ZM99 201V202H98ZM107 201H108V203H107ZM147 201H149L150 203L148 204V202ZM254 201H255V203H254ZM57 202V203H56ZM60 202V203H59ZM96 202V203H95ZM101 202V203H100ZM158 202H159V204H158ZM161 202V203H160ZM175 204H174V203ZM189 202H190V204H189ZM207 202V203H206ZM3 203V204H2ZM11 203V204H10ZM44 204V206L42 205V204ZM47 203H50V204H48L49 206H51V203H55V205L54 204H52V206H51V208L50 207H48V205H46ZM59 203V204H58ZM95 203V204H94ZM102 203H104L105 204V206H104V204H102ZM153 203V204H152ZM169 203H172V204H170V206H169ZM196 203L198 204V205H196ZM201 203V205H199ZM255 205H254V204ZM258 203H260L261 205H259ZM40 204V205H39ZM165 204V205H164ZM174 204V205H173ZM187 204V205H186ZM204 204V205H203ZM209 204V205H208ZM3 205V206H2ZM13 205V206H12ZM33 205V206H32ZM39 205V206H38ZM45 205H46V207H45ZM62 206V209H61V206ZM95 205V206H94ZM99 205V206H98ZM150 205H152V206H150ZM158 205V206H157ZM161 205V206H160ZM167 205V207H168V209L169 210H164V209H167V208H164L165 206ZM196 205V206H195ZM207 205V206H206ZM259 205V206H258ZM32 206V207H31ZM103 206V207H102ZM107 206V207H106ZM146 206H148L149 208H148V210L149 209H152V210H150V211H146V209L145 208H147ZM155 206V207H154ZM162 206H164V207H162ZM173 206V207H172ZM192 206V207H191ZM197 208H195V207ZM201 206H202V209H201ZM257 206V207H256ZM261 206V207H260ZM13 209H15L16 211H14V210H12V208ZM27 207H29V208H27ZM42 207V208H41ZM158 207V208H157ZM163 209H162V208ZM171 209H170V208ZM185 207H187V208H185ZM199 207V208H198ZM17 208H18V210H17ZM32 208H33V210H32ZM57 210H56V209ZM173 208H174V210H173ZM193 208V209H192ZM2 209V210H1ZM9 209V210H8ZM19 209H22V213H21V210H19ZM26 209L28 210V212H26ZM30 209H31V212H30ZM37 209H39L37 212L38 213H36V210ZM47 209H48V211H47ZM54 210V212L51 214L52 215V217L53 218H50V213ZM162 209V210H161ZM176 209L179 211V212H176ZM180 209H181V211H180ZM188 209V210H187ZM191 211H190V210ZM195 209V210H194ZM198 209H200V210H198ZM51 212H50V211ZM159 210H161V212H159ZM188 212H187V211ZM19 211V212H18ZM25 211V212H24ZM64 211V215H61V214H63V213H61V212H63ZM156 211V212H155ZM158 211V212H157ZM168 211H170L169 213H168ZM186 211V212H185ZM194 211H195V213H196V216L198 215H201L202 216V220H199V218H195V213H194ZM202 211V212H201ZM13 212H15V213H13ZM32 212H34V216L33 217H31V219H30V213H32ZM39 212H41L40 214H39ZM60 212V213H59ZM176 214H175V213ZM181 212V213H180ZM182 212L184 213L183 215H182ZM191 212H193V213H191ZM7 213V216L5 215ZM11 213H12V215H11ZM24 213V214H23ZM26 213H27V215H26ZM45 213V214H44ZM46 213H48V215L46 214ZM55 213V214H54ZM57 213V214H56ZM146 213H148V215H146ZM172 213H174V214H172ZM187 213V214H186ZM189 213V214H188ZM198 213V214H197ZM200 213V214H199ZM9 214V215H8ZM14 214V215H13ZM16 214V215H15ZM30 214V215H29ZM39 214V215H38ZM44 215V218H42L43 217V215ZM55 216H54V215ZM167 214V215H166ZM170 214V215H169ZM178 214H179V217H175V218H179L178 220H179V222L177 223V221L178 220H176L175 218H174V215L175 216H178ZM22 215V216H21ZM25 215V221H26V219H27V221L25 222L24 220H22L23 218V216ZM40 215H42L41 217H39ZM56 215H57V217H60V218H57V219H62L64 222H60V221H62V220H58L57 221V219L55 220V218H56ZM60 215V216H59ZM162 215V216H161ZM173 215V216H172ZM188 215V216H187ZM192 215H193V217H192ZM13 216V217H12ZM17 216H19V219L17 218ZM21 216V217H20ZM26 216H28V217H26ZM36 216H38V218H41V219H43V221L41 220V219H38ZM49 216V217H48ZM128 216V215H127ZM126 216V217H127ZM146 216V217H145ZM162 217V219L160 218V217ZM163 216H166V217H163ZM182 218H181V217ZM201 216H199V217H201ZM8 218V220L9 219H13V221H11V220H9V221H11V222H8V220H7V218ZM12 217V218H11ZM17 218L16 220L17 221H20V222H17L16 220H15V218ZM125 217V219L127 220V221H131L130 219H132V217L129 215L128 217L129 218H126ZM131 217V218H130ZM143 217V216H142ZM6 218V219H5ZM22 218V219H21ZM30 219V221H28L29 219ZM33 218H36V219H33ZM164 218V219H163ZM165 218H166V220H165ZM171 218V219H170ZM173 218V219H172ZM193 218V221L191 220ZM38 219V220H37ZM46 221H45V220ZM52 219V220H51ZM54 219V220H53ZM161 219V220H160ZM175 219V220H174ZM189 221H188V220ZM201 219V218H200ZM7 220V221H6ZM15 220V221H14ZM32 220H34V221H32ZM163 220V221H162ZM168 220V221H167ZM172 222H171V221ZM174 220V221H173ZM183 220V221H182ZM185 220V221H184ZM187 220V221H186ZM196 220V221H195ZM199 220V221H198ZM22 221H23V223H24V225L22 224ZM37 221V222H36ZM39 221V222H38ZM45 221V223L47 222L48 224L46 225L45 223H43ZM55 221V222H54ZM57 221V222H56ZM162 221V222H161ZM183 223H182V222ZM13 222V223H12ZM51 222V223H50ZM60 222V224H58ZM166 222V223H165ZM189 224H188V223ZM204 222V223H203ZM17 223V224H16ZM19 223V224H18ZM55 223H57V224H55ZM61 223H63V224H61ZM165 223V224H164ZM180 223V224H179ZM186 223L188 224V225H186ZM196 223H198V224H196ZM200 223V224H199ZM37 224V225H36ZM52 224H53V226H52ZM55 224V225H54ZM164 224V227L162 226ZM179 224V225H178ZM196 224V225H195ZM19 225V226H18ZM62 225V226H61ZM108 225H111V223H106V225H105V227L103 226H101L103 229H106L107 227H110V226H108ZM178 225V226H177ZM18 226V227H17ZM39 226H41V227H39ZM42 226L43 227H46L45 229L44 228H42ZM50 226V227H49ZM58 226H61L60 228H59V230L58 229H56V227L58 228ZM112 227H114V225L112 224L111 225ZM132 226H133V224H132ZM132 226H130V227H132ZM189 226V227H188ZM198 226H201L200 228L198 227ZM39 229H38V228ZM54 227H55V229H54ZM64 228V231H66L65 233L68 235H66V234H63L64 232H61L62 230H63V228ZM118 227V228H117ZM188 228V231H186V229ZM192 227V228H191ZM195 227H198V228H195ZM40 228H41V230H43V231H41L40 230ZM50 228V229H49ZM115 228V227H114ZM182 228V229H181ZM50 231H49V230ZM52 229H54L53 231H52ZM116 229L118 230H116L117 232H119L121 229H120V226H116ZM155 229V230H156ZM181 230V232H182V235L185 237V238H187V239H185V238H182L181 236V232H180V230ZM196 229V230H195ZM198 229H199V231H198ZM45 230H46V232H45ZM57 232H56V231ZM182 230H184V232L182 231ZM193 230V231H192ZM54 232V233H56V234H54V233H52V232ZM115 231V230H114ZM135 231V230H134ZM162 231V232H161ZM46 234H45V233ZM149 232H151V231H148V233ZM157 232V233H156ZM160 232H161V234H160ZM164 232V233H163ZM192 232V233H191ZM194 232H195V234H194ZM197 232V233H196ZM199 232V233H198ZM254 232V230L252 231V233ZM48 233H52V234H49L48 235ZM133 233H134V235H133ZM178 233H180L179 235H178ZM252 233L250 232V234L252 235ZM154 234H156V235H154ZM160 234V235H159ZM170 234V235H169ZM171 234H172V237L173 238H171L170 239V236H171ZM174 234V235H173ZM191 234H193V235H191ZM200 234V235H199ZM254 234V233H253ZM45 235H47V236H45ZM51 235H55L54 237H55V241L53 242V243H55L56 242V240H62V238L63 239H65V238H67V241H66V239L65 240H58L57 242H56V245H55V247H57L56 248V250H55V247H54V245H53V243H52V241L54 240L53 238V236L51 237ZM65 237H63V236ZM132 235V236H131ZM141 235V236H140ZM144 235V234H143ZM147 235H148V238H147ZM160 236V237H156V236ZM162 235H163V237H162ZM165 235V236H164ZM197 237H196V236ZM48 236L49 237H51L50 239H48ZM56 236H58V237H56ZM60 236V237H59ZM61 236H62V238H61ZM83 236H84V234H83ZM83 236H81V237H83ZM189 236V237H188ZM195 236V237H194ZM198 236H200V238L198 237ZM203 236V237H202ZM250 236V235H249ZM45 237V238H44ZM139 237V238H138ZM141 237V238H140ZM142 237H143V239H142ZM145 237V238H144ZM152 237H155V238H152ZM192 237V238H191ZM47 238V240H48V242H47V240H45ZM57 238V239H56ZM71 239V240H69V239ZM147 238V239H146ZM164 238V239H163ZM166 238V239H165ZM178 240V241H180L181 243H182V245H180L181 243L180 242H178V241H176V239ZM180 238V239H179ZM191 238V239H190ZM197 239V241H195L196 239ZM202 238H204L203 239V241H201V240H198V239H202ZM7 239V240H6ZM10 239V240H9ZM53 239V240H52ZM142 239V240H141ZM159 239H161V241H159ZM163 239V240H162ZM185 240V242L183 241V240ZM189 239V240H188ZM8 241L9 240V242H10V244L8 243V242H6V241ZM13 240V241H12ZM44 240V241H43ZM52 240V241H51ZM80 240V242H77V241H79ZM136 240H135V242H136ZM206 242H205V241ZM20 241V242H19ZM66 241V242H65ZM149 241V243H147V244H145L146 242H148ZM164 241H166L167 243H169V244H167L166 242H165V244H167V245H165V246H167V247H164V245H162L161 246V244H164ZM189 241V242H188ZM216 241L218 242L217 244H218V247H215V246H217V244H216ZM12 242V243H11ZM15 242V243H14ZM17 242V243H16ZM43 242H45L46 244H43ZM49 242H51L50 243V245H49ZM60 244H59V243ZM75 244H74V243ZM79 244V243H81V244H79V245H81V246H79L77 243ZM152 242H155L156 243V245H155V243H153L152 244ZM174 242V243H173ZM186 242H188V243H186ZM197 242H199V243H197ZM202 244H201V243ZM262 242H264V241H262ZM20 243V244H19ZM22 243V244H21ZM66 243V244H65ZM70 243V244H69ZM140 243H142V244H140ZM176 243V244H175ZM197 243V244H196ZM213 243V244H212ZM15 244V245H14ZM18 244V245H17ZM48 244V245H47ZM64 245V247H63V245ZM75 246H74V245ZM83 244L85 245V248H84V246H83ZM152 244V245H151ZM160 244V245H159ZM186 244V245H185ZM199 244L201 245V246H199ZM216 244V245H215ZM5 245V246H4ZM16 245H17V247L18 248H15L16 247ZM21 245V246H20ZM22 245H23V247H22ZM51 245H53V246H51ZM58 245H61V246H58ZM66 245H68V246H66ZM69 245H71V247L69 246ZM74 247H73V246ZM79 247H77V246ZM107 245L110 247V244H108L107 243ZM111 245H112V243H111ZM141 245V246H140ZM145 245H146V247H145ZM151 245V246H150ZM169 245V246H168ZM183 245H184V247H183ZM189 245V246H188ZM215 245V246H214ZM12 246V247H11ZM21 248H20V247ZM32 246V247H31ZM49 246V247H48ZM148 246H150V248L152 247V249H150ZM170 246H173V247H170ZM188 246V247H187ZM191 246V247H190ZM197 246H199V248L201 249H199ZM241 246V245H240ZM11 249H10V248ZM24 247H30L29 249L28 248H26V250L27 251H29V252H27V251H25V248ZM45 247V248H44ZM48 247V248H47ZM54 248V250H52L53 248ZM60 247V249H58ZM71 249V251H69L70 249ZM76 247H77V249H76ZM82 247V248H81ZM140 247V248H139ZM143 247V248H142ZM144 247H145V249H144ZM155 247V248H154ZM162 247V248H161ZM177 247V248H176ZM187 247V248H186ZM199 249V250H197V248ZM263 247V248H262ZM15 249V250H12V249ZM49 248H50V250H49ZM52 248V249H51ZM76 249V251H75V249ZM112 248H113V246H112ZM154 248V249H153ZM157 248V249H156ZM160 248V249H159ZM165 248V250H166V255L164 254V255H162L163 253H161L162 251L164 252L165 250H163ZM169 248V249H168ZM172 248V249H171ZM176 248V249H175ZM181 248V249H180ZM184 248H185V250H184ZM218 248V249H217ZM223 248L221 249V251H223ZM262 248V249H261ZM10 249V250H9ZM38 251H37V250ZM48 249V250H47ZM65 249V250H64ZM67 249H69V250H67ZM79 249H83L82 251H80ZM90 249V248H89ZM142 249V250H141ZM168 249V250H167ZM174 249V250H173ZM242 249V250H241ZM245 249L246 250H248V252L251 254L252 252H254L253 253V256L255 257H253L252 256V254L250 255L248 252L246 253L245 252ZM17 250L19 251L18 253H17ZM25 252H24V251ZM43 250H47V252H43L42 254H41V251ZM58 250H60L61 251V255L59 254V252L60 251H58ZM72 250H73V254L71 253L72 252ZM88 250V251H87ZM134 252V253H132V251ZM151 252H150V251ZM154 250V251H153ZM156 250V251H155ZM160 250V251H159ZM162 250V251H161ZM172 250V251H171ZM198 252H196V251ZM217 250V251H216ZM227 250V251H226ZM20 251H22L23 253L20 255ZM54 251V252H53ZM56 251V252H55ZM65 251V252H64ZM145 251V252H144ZM149 251V252H148ZM170 251H171V253H170ZM229 251V252H228ZM53 252V253H52ZM82 252H86L85 254L83 253V254H81ZM149 254V253H151V254H147V253ZM174 252V253H173ZM218 252V253H217ZM227 252V253H226ZM244 252V253H243ZM15 253H17V254H15ZM25 253V254H24ZM29 253V254H28ZM44 253H45V255H44ZM48 253V254H47ZM56 253L58 254L57 255V257H55L56 256ZM65 253L67 254L66 256H64L65 255ZM69 253H71V255L69 254ZM80 253V254H79ZM152 253H154V254H152ZM157 253H160L162 256H163V258L162 259H167L168 257H170V258H168V259H170L169 261H168V259L167 260H162L160 257H162L160 254H158L159 255V257H157L158 255H157ZM169 253V254H168ZM224 253V254H223ZM230 253V254H229ZM233 253V255L236 253L237 255H239V254H241V255H239L238 257L237 256H233V255H231ZM257 253V254H256ZM262 255H261V254ZM19 254V255H18ZM24 254V255H23ZM46 254L48 255V256H51L50 257V259H48L49 257L48 256H46ZM78 254V255H77ZM145 254V255H144ZM229 254V255H228ZM242 254H243V256H244V254H245V256L244 257H242ZM248 254V255H247ZM37 255V256H36ZM55 255V256H54ZM60 255V256H59ZM62 255H63V257H65V258H63L62 257ZM77 257L78 256V258H76L75 257V259H74V257ZM139 256V258H137V256ZM141 255V256H140ZM151 255H153V256H151ZM156 255V256H155ZM220 255V256H219ZM247 255V256H246ZM249 255H250V257H252V258H250L249 257ZM256 255V256H255ZM257 255H258V257L259 256H261V258L259 257V261L258 260H256V258H258L257 257ZM41 256V257H40ZM43 256V257H42ZM46 256V257H45ZM53 256L55 257V258H61L63 261H61L60 262V260L59 259H53ZM67 256H69V257H67ZM70 256H72V257H70ZM133 256H135V260H133L134 259V257ZM143 256V257H142ZM145 256L147 257V258H145ZM148 256H150L151 258H149ZM232 256L234 257L233 259H232ZM240 256H241V259H240ZM263 256V257H262ZM23 257V258H22ZM28 257V258H27ZM37 257H39V258H37ZM129 257V258H128ZM157 257V258H156ZM245 257H247V258H245ZM26 258V259H25ZM52 258V259H51ZM68 258V259H67ZM69 258H71V259H69ZM131 258V259H130ZM133 258V259H132ZM140 258H142V259H140ZM235 258H238V260H236ZM243 258V259H242ZM254 258V259H253ZM28 259H30V260H28ZM37 259V260H36ZM43 259H44V261H43ZM65 259V260H64ZM67 259V260H66ZM88 259V260H87ZM130 259V260H129ZM138 259V260H137ZM154 259V260H153ZM156 259V260H155ZM235 259V260H234ZM252 259V260H254V262H252V260L250 261V260ZM32 260V261H31ZM53 260V261H52ZM58 260V261H57ZM69 260V261H68ZM72 260H74V261H72ZM79 260V261H78ZM88 261V262H86V261ZM171 260H172V262H171ZM174 260V261H173ZM233 261V262H231L230 263V261ZM260 260H262V261H260ZM16 261V262H15ZM26 261V262H25ZM39 261V262H38ZM47 261H49V262H47ZM51 261V262H50ZM72 261V262H71ZM77 261V262H76ZM93 261H95V260H93ZM134 261V262H133ZM156 262L155 264H159V262ZM176 261V262H175ZM238 261V262H237ZM244 261H246L245 263H244ZM249 261V262H248ZM59 262V263H58ZM75 262V263H74ZM130 262V263H131ZM163 262V263H162ZM175 262V263H174ZM236 262V263H235ZM91 264H96V261H95V263L94 262H91Z\"/></svg>",
  "mask_w": 264,
  "mask_h": 264
}]
</instances>
